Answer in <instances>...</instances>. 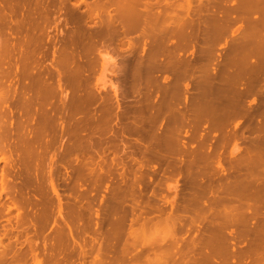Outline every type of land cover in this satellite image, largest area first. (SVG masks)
Returning <instances> with one entry per match:
<instances>
[{"label": "rangeland", "instance_id": "obj_1", "mask_svg": "<svg viewBox=\"0 0 264 264\" xmlns=\"http://www.w3.org/2000/svg\"><path fill=\"white\" fill-rule=\"evenodd\" d=\"M9 1V0H8ZM7 0H0V78L2 80V85H3V90H2V94H3V100L2 102L0 101V137L2 140H0V145L2 144V146H0V148H2L5 152V156L6 158H8L7 160L3 161L0 160V176L2 173V176L0 177V241H2V243L4 244L2 247V243H0V255H2L3 257L0 258H4L3 260L0 259V264H84V260H85V264H104L105 262L102 261H106L107 263L105 264H127L128 261H123L122 263V259L125 256L124 255V251H126L125 249L127 247L131 248V250H133V247L135 246V250L134 251H141V246L145 247L146 246V242L149 241L151 242L153 239V241H155V239L159 238L162 239L163 236L166 235V238H168V236L170 235V229H171V222L170 220L168 221V213H169V201L170 200H174L173 203L177 204V202L181 201V196H183L184 194H186V191L188 193L189 191V185H185L188 184L187 181H185L182 177L180 176H173L171 175L170 172H165L163 173V171L161 169H156V170H149L147 169V171L144 169L146 166L144 167H140V165L138 166L137 163L138 160L141 161L145 160L147 161V159H149L150 164H155V162H159L162 163L165 161H171V160H175L176 158H178L177 155H173L170 153H164L165 151H163V153L161 152L160 154H158L155 158L150 157V154H144L140 151V147L142 149V144L144 145H159V146H171V147H179V146H183L185 144H188V146H194L195 144H200V145H205L206 141H208V144H210V142L212 141V144L214 143L215 138L213 137H209L207 135L206 136L207 139H205V137L203 138L202 135L206 134L204 133V131L207 130V124L204 123L201 126L200 129L199 127L197 128L198 130H195L194 133H192L190 130H192L189 126L190 124V119H186V115H188V113L185 115L183 114L182 116L179 115V117H176L175 120H172V112H170L167 109H164V107L160 104L161 101L163 100V91L162 86L164 83H166L169 80H172V78L174 79L175 77L172 76V74H168V73H163L162 71H158L155 70V72H152L154 74H152V82L150 81V85H152L151 87H153L150 91V98L146 99L147 94L144 95L147 92L146 89V85L147 81L145 80V82L140 81L139 79L135 78L134 76L132 77V73L133 69L132 66L134 67V65H137L139 62V58L140 56L142 57V54H146L148 52V50H150L151 48L153 49H159L161 48V44L158 43L159 40V36L161 34H170L171 30H173L176 26L175 20L173 18H170V15L172 16L171 13V9L170 12L168 10V14L171 13L169 15V19L164 20V18L166 17H159L156 18L155 16L152 17H146L142 14V9L141 7L144 6V4L146 2L151 1V3H154V0H122L123 2H121V0H106L107 2H102V0H76V2L81 3L80 5L78 4V6L76 5L75 0H64V1H60L58 2V0H18V3L21 5L22 7H18L16 4L17 1L16 0H10V2H8ZM38 1V3H37ZM68 3H67V2ZM81 1V2H80ZM86 3H85V2ZM92 1V2H91ZM95 1V2H93ZM98 1V2H97ZM104 1V0H103ZM125 1V2H124ZM126 1H129L127 4L129 5L130 2L133 3V7L131 9L134 8V6L136 7L135 9L132 10V13L129 14V12H131V10H129L128 5L125 4ZM137 3H135V2ZM167 1V0H166ZM169 2H173L168 0ZM167 1V2H168ZM179 2L181 1V3H183L182 1L184 0H178ZM208 1V2H207ZM203 0L202 3L205 4L207 3L208 7L210 8V4H214L219 3L220 5L223 6H227L228 7H235V3L238 0ZM6 2V3H4ZM29 2V3H28ZM43 2V3H42ZM45 2V3H44ZM56 2V4H54ZM62 2L67 3L68 4V9L65 5L67 4H62ZM100 2V3H99ZM101 2L102 4H106V6L104 5L103 7H101ZM140 5H139V3ZM145 2V3H144ZM177 2V3H179ZM221 2V3H220ZM223 2V3H222ZM226 2V3H225ZM15 5H14V4ZM26 3V4H24ZM32 5H31V4ZM36 6H33L35 5ZM52 4V6H50V4ZM71 3H74V5H72ZM83 3L85 5H83ZM93 3L94 7L91 9V5ZM99 3V4H98ZM108 3V4H107ZM117 3V4H116ZM119 3V4H118ZM143 3V4H141ZM176 3V2H175ZM6 4L8 7H6ZM9 4L11 7H9ZM30 4V7H29ZM46 4V5H45ZM49 4V8L47 7ZM60 4V5H59ZM89 4V5H88ZM98 4V8L97 5ZM116 4V5H115ZM123 4V5H122ZM135 4V5H134ZM237 4V3H236ZM19 5V6H20ZM43 5V6H42ZM58 8H56L55 6ZM70 5H72L73 7H71ZM76 5V7H75ZM96 5V6H95ZM109 5V7H108ZM112 5V6H111ZM122 5V6H121ZM125 5V6H124ZM139 5V6H138ZM26 6V7H25ZM33 6V7H32ZM59 6V7H58ZM65 6V7H64ZM80 6V7H79ZM114 6V7H113ZM124 6V8H123ZM18 8L15 10V8ZM43 9L39 10V8ZM45 7V8H44ZM63 7V8H62ZM78 7V8H77ZM89 7V8H88ZM118 7V9H117ZM126 8V10H124ZM9 8V9H8ZM20 8V9H19ZM27 8V12L26 9ZM30 8V9H28ZM32 8H36V9H32ZM38 8V9H37ZM48 8V9H46ZM61 10H60V9ZM64 8L66 10H68V12L66 10H64ZM84 8V9H83ZM86 8V9H85ZM97 8V10H93ZM99 8H103L102 10ZM108 8V9H107ZM52 9V10H51ZM75 9V10H74ZM91 11H90V10ZM108 11H107V10ZM121 9H123L121 11ZM139 9V10H138ZM16 11L13 12L14 13V17L12 15V11ZM17 10H21L20 12ZM31 12H30V11ZM37 10V11H36ZM45 10V11H44ZM55 10V11H54ZM71 10V11H70ZM77 10V11H76ZM85 10L87 11L85 13ZM89 10V11H88ZM110 10V11H109ZM137 11L138 16L136 15L135 11ZM141 10V11H140ZM29 11V12H28ZM34 11V13H33ZM35 11L37 13H35ZM50 11V12H48ZM52 11V14H51ZM64 11V12H63ZM83 11V12H81ZM98 13H96V12ZM106 11V12H105ZM118 11V12H116ZM125 13H122V12ZM39 12V13H38ZM43 12V14H42ZM45 12V13H44ZM55 12V14H54ZM58 12V13H57ZM70 12H75L78 16L80 15L81 17L84 16V18L82 19L80 16L78 17L77 15H74ZM100 12V14H99ZM111 12V13H110ZM134 12V14H133ZM17 13V14H16ZM25 13V14H24ZM29 17H28V14ZM34 14V18L37 17H42V19L44 21H42V19H37V18H33L32 16ZM49 13V14H48ZM67 15H65V14ZM69 13L71 15H69ZM81 13V14H80ZM89 13V14H88ZM93 13V15H92ZM95 13V14H94ZM127 13V14H126ZM141 13V14H140ZM205 12H203L204 14ZM252 15H251V14ZM254 11L246 12L243 16L244 18H255L258 17L257 16V12ZM18 14L19 17H18ZM24 14V15H23ZM32 14V15H31ZM41 14V15H40ZM48 14V15H46ZM84 14V15H83ZM98 14V15H97ZM107 14V15H105ZM109 14V15H108ZM129 14V15H128ZM236 14V13H235ZM235 14H233V16H236ZM27 15V17H26ZM40 15V16H39ZM51 15V16H50ZM66 17H64V16ZM77 16L74 17L73 16ZM128 16L124 17V16ZM134 15H136V17H134ZM143 15V16H142ZM238 15V14H237ZM259 15V14H258ZM23 16V17H22ZM31 16V17H30ZM39 16V17H38ZM45 16V17H44ZM58 16V18H57ZM71 16V18L69 19L68 17ZM95 16V17H94ZM97 16V17H96ZM100 16V17H99ZM108 16V17H107ZM129 16L131 17V19L129 18ZM140 16V18H139ZM6 17L8 19H6ZM48 17V18H47ZM53 17V18H52ZM144 17V18H143ZM18 20L19 24L17 25V21ZM25 18V19H24ZM46 18L48 20H46ZM56 18V19H54ZM64 18V19H63ZM76 18V19H75ZM84 23L81 24V22ZM97 18V20H96ZM102 18V19H101ZM109 18L111 20H109ZM123 18V19H122ZM133 18V19H132ZM136 18V19H135ZM148 18V19H147ZM153 18V19H152ZM243 18V19H244ZM250 18V19H251ZM4 19V20H2ZM15 19V21H14ZM37 19V21H36ZM52 19V20H51ZM107 21H106V20ZM143 19V20H142ZM154 19H158L157 21ZM21 20H23L22 24L25 25L23 26V30H21V25L20 22ZM25 20V21H24ZM31 20V21H30ZM41 20V21H40ZM64 20V21H63ZM73 20V22L71 21ZM102 24H101V22ZM128 21L125 23V21ZM136 23H135V21ZM139 20V21H138ZM149 20V21H148ZM245 20V19H244ZM241 20H237L236 22L232 23V27L231 30L229 32H227L228 34H226V36L221 37L220 39L216 40L214 42L213 45L214 50L216 51V55L219 56L218 60L222 61L226 55V53L229 51L230 46H231V38H235L236 39H244L246 40L248 38V34H250L249 30H251V25L250 24H246L245 21ZM252 20V19H251ZM250 20V21H251ZM5 21V22H4ZM53 23H52V22ZM75 21H76V25H75ZM98 21V22H97ZM133 21V22H131ZM141 21V22H140ZM253 21V20H252ZM6 24H4V23ZM14 22V23H13ZM17 22V23H16ZM27 22L29 23V26L27 24ZM34 22V23H33ZM36 22V23H35ZM40 22V23H39ZM42 22V23H41ZM47 22L48 25L46 24ZM55 22V23H54ZM69 22V23H68ZM112 22V23H111ZM133 24V26H129L132 25L130 23ZM138 22V23H137ZM140 22V23H139ZM143 22V23H142ZM156 22V24H155ZM158 22V23H157ZM38 23V24H37ZM64 23V24H62ZM77 23L79 25H77ZM145 23V24H144ZM153 25H151V24ZM9 24V25H8ZM11 24V25H10ZM36 24V26H35ZM43 28H42V26ZM54 24V25H53ZM67 24V25H66ZM73 24V25H72ZM139 24V25H138ZM13 25V26H12ZM15 25V26H14ZM39 25V26H38ZM50 25V26H49ZM69 25V26H68ZM138 25V26H137ZM156 25V27H155ZM159 27H158V26ZM20 26V27H17ZM41 26V27H40ZM47 26V27H46ZM60 26V27H59ZM65 26V27H64ZM73 26V28H72ZM78 28H76V27ZM150 28H148V27ZM162 26V27H161ZM26 27V28H25ZM31 27V29H30ZM40 27V28H38ZM145 27V28H144ZM147 27V28H146ZM152 27V28H151ZM158 27V28H157ZM11 28V29H10ZM42 28V29H41ZM46 28V29H45ZM162 28V30H160ZM16 29V30H15ZM29 29V31H28ZM39 29V30H38ZM41 29V30H40ZM64 29V30H63ZM67 29V30H66ZM71 29V30H70ZM76 29V30H75ZM80 29V30H79ZM82 29V30H81ZM152 31H151V30ZM165 29V30H164ZM31 30V31H30ZM46 30V31H45ZM59 30V31H58ZM67 32H66V31ZM149 30V32H148ZM164 30V31H163ZM167 30V31H166ZM169 30V31H168ZM18 33L17 35L14 34L15 32ZM23 31V32H21ZM40 31V32H37ZM53 31V32H52ZM69 31V32H68ZM76 31V32H75ZM82 31V32H81ZM147 31V32H146ZM159 31V32H158ZM29 35H27L28 33ZM45 34H44V33ZM51 32V33H50ZM73 32V33H72ZM157 32V33H156ZM164 32V33H163ZM169 32V33H168ZM27 33V34H25ZM35 33V35L33 34ZM81 33V34H80ZM84 33H85V38H84ZM150 34L152 36V38L148 37L149 40H151L149 42V44H147L146 46H143V42H142V38L143 36H141L142 34ZM160 33V34H159ZM33 34V35H32ZM39 34V35H38ZM41 34V35H40ZM79 34V35H78ZM146 34V35H147ZM158 34V35H156ZM230 34V35H229ZM26 35V36H25ZM44 35V36H43ZM55 35V36H54ZM73 35V36H72ZM75 35V38H74ZM78 35V36H77ZM81 35V36H80ZM92 35V36H91ZM153 35L156 37H153ZM167 35V36H168ZM171 35V34H170ZM167 38L166 37V43L164 44V46L168 45V46H172L173 42L175 41V37L174 36H170ZM244 35V36H243ZM17 36V38L15 37ZM19 36V37H18ZM31 36V37H28ZM36 36V37H35ZM39 36V38H38ZM46 36V37H45ZM52 36V37H50ZM158 36V37H157ZM14 37L16 39H14ZM23 37V38H22ZM35 37V43H34V38ZM42 37V38H41ZM78 37V38H77ZM80 37H82L80 39ZM89 37V40H88ZM95 37V38H93ZM23 39L22 41L27 42V40H29L26 44L22 41H20L22 44L18 43L19 39ZM59 38V39H58ZM73 38V39H72ZM154 38V39H153ZM12 39V41H11ZM37 39V40H36ZM43 39V41H42ZM58 39V40H57ZM62 39V40H61ZM75 39V42H74ZM87 39V41H86ZM95 39V40H94ZM153 39V40H152ZM224 39V41H223ZM15 40L17 42H15ZM32 40V41H31ZM50 40V41H49ZM77 40V41H76ZM81 40V41H80ZM93 40V41H92ZM129 40V41H128ZM141 40V41H140ZM156 40V41H154ZM170 40V41H169ZM200 40V39H199ZM199 40L197 43H199ZM228 40V41H227ZM230 40V41H229ZM243 40V41H244ZM252 42L251 37L250 39H247V47L250 48V45L253 43ZM6 41V42H5ZM39 41V44H38ZM64 41V43L62 42ZM79 41V43H78ZM134 41V42H133ZM139 43H138V42ZM154 41V42H153ZM202 40H200V43ZM223 41V42H222ZM37 42V43H36ZM42 42V43H41ZM46 42V43H45ZM51 42L50 46L49 43ZM76 42L78 43L77 45ZM87 42V43H86ZM90 42V43H89ZM130 42V43H129ZM132 42V43H131ZM153 42V43H152ZM6 43V44H5ZM10 43V44H9ZM19 46H16L18 44ZM40 43L42 44L40 47ZM73 43V44H72ZM95 43V44H94ZM135 43V44H133ZM138 43V44H137ZM225 43V44H224ZM11 45V46H5V45ZM16 44V45H15ZM25 44V45H23ZM38 45V48H35V45ZM68 46H67V45ZM72 44V45H71ZM81 46H78V45ZM133 44V45H132ZM4 45V46H3ZM30 45V47H29ZM33 45V46H32ZM60 45L62 46L60 48ZM93 45V46H92ZM97 45V46H96ZM128 45V46H127ZM154 47H153V46ZM160 45V47H158ZM200 45V44H198ZM251 45V46H252ZM3 46V47H2ZM32 46V47H31ZM35 46V47H34ZM66 47V50L65 49ZM71 46V47H70ZM86 46V47H85ZM88 46V47H87ZM131 46V47H130ZM157 46V47H155ZM167 46V47H168ZM19 50H18V48ZM29 47V48H28ZM59 47V48H58ZM64 47V48H63ZM78 50L74 51L75 49ZM130 47V48H129ZM133 47V48H132ZM151 47V48H150ZM27 48V49H24ZM32 48L33 51L37 50V52H33L32 50H30ZM46 48V50H45ZM69 48V49H68ZM189 48V49H188ZM40 49V50H39ZM48 49V52H47ZM88 49V50H87ZM18 50V51H17ZM23 50V51H22ZM66 53H63L65 55H67V53L69 52V54L71 55H67L70 57H73L70 59V57L66 58L67 56L64 55V58L67 60L68 59V63L66 62V60H63V57H61V54L63 51ZM73 50V51H72ZM104 50V51H102ZM129 50V51H128ZM185 50V52H184ZM192 50V48L190 47H186L185 49L183 48V50L180 52L181 54H185V56L187 57H191V53L190 51ZM17 51V52H16ZM25 51V52H24ZM43 51V52H42ZM50 51V52H49ZM80 51V52H79ZM107 53H104V52ZM27 52V53H26ZM58 52V53H57ZM61 52V53H59ZM131 52V53H130ZM17 53V54H14ZM27 55L25 57H29L25 58V60H23V56ZM29 53V54H28ZM43 53V54H42ZM81 53V54H80ZM38 54V55H37ZM58 54V56H57ZM62 54V56H63ZM78 54V57L77 55ZM94 54V55H93ZM102 54H106V59L105 62L103 60V56ZM129 54V55H128ZM132 54V55H131ZM18 55V56H17ZM41 55L43 56V58L41 57ZM73 55V56H72ZM83 55V56H82ZM97 55V56H96ZM134 55V56H133ZM14 56V58H13ZM22 56V57H21ZM38 56V57H36ZM60 56V58H59ZM222 56V57H221ZM22 59H21V58ZM35 57V58H33ZM47 57V59H46ZM91 57V58H90ZM127 57V58H126ZM33 58V59H32ZM38 58V59H37ZM41 58V59H40ZM78 58V59H77ZM85 58V59H84ZM90 58V59H89ZM111 58V59H110ZM137 58V59H136ZM163 57H157L158 62H160V59H162ZM253 57H251L252 59ZM14 59V60H13ZM55 59V60H54ZM59 61H57V60ZM70 59V60H69ZM73 59H75L73 61ZM93 59V60H92ZM96 59V60H95ZM139 59V60H138ZM156 59V61H157ZM250 59V58H249ZM250 59V60H251ZM254 59V58H253ZM28 60V62H27ZM38 62H36V61ZM63 60V61H62ZM80 60V61H79ZM100 60V61H99ZM17 61V62H16ZM22 61V62H21ZM32 61V62H31ZM35 61V62H34ZM57 61L58 64H56L55 62ZM66 62L65 64L61 63V62ZM79 61V62H78ZM156 61H154L156 63ZM15 62V63H14ZM23 65L21 67L20 65ZM28 63L26 64L27 68H23L25 64L22 63ZM34 62V63H33ZM70 62H72L70 64ZM78 62V63H77ZM97 62V63H96ZM157 62V63H158ZM38 63V64H37ZM40 63V64H39ZM99 63V64H98ZM124 63V64H123ZM135 63V64H134ZM2 64V65H1ZM29 64H33L32 66ZM37 64V65H36ZM42 64V65H41ZM60 64V65H59ZM76 64V65H75ZM80 64V65H79ZM122 66H121V65ZM127 64V65H126ZM129 64V65H128ZM131 64V65H130ZM44 65V66H43ZM57 65V66H56ZM65 67H63V66ZM73 65V66H72ZM83 65V66H82ZM97 65V66H96ZM119 65V66H117ZM49 66V67H48ZM77 66V67H76ZM89 66V67H88ZM96 66V67H95ZM129 66V67H128ZM4 67V68H3ZM14 67V68H13ZM20 67V68H19ZM29 67V68H28ZM31 67V68H30ZM69 67V68H68ZM72 67L76 70V68H78L76 71L79 72L78 74L76 73V71L72 70ZM82 67V68H81ZM8 68V69H7ZM33 68V69H32ZM39 68V69H38ZM55 69V70H52ZM64 69L62 71V69ZM68 68V69H67ZM71 68V69H70ZM80 68V69H79ZM88 68V69H87ZM93 68V69H92ZM20 69V70H18ZM21 69H24V74L26 73V75H29V71H33L32 73H30V75L26 77V75H24ZM30 69V70H28ZM37 69V70H36ZM47 69V70H46ZM66 69V70H65ZM70 69V70H69ZM83 69V70H82ZM97 69H99L97 71ZM9 70V71H8ZM14 70V71H13ZM27 72H26V71ZM45 74L44 73V71ZM83 72V73H81ZM86 70V71H85ZM89 70V71H88ZM130 70V71H129ZM17 71H19V73L17 74ZM39 71V72H38ZM50 71V72H49ZM54 71V73H53ZM57 71V72H56ZM62 71V72H61ZM72 71V72H71ZM91 71V72H90ZM126 71V72H125ZM157 71V72H156ZM4 72V73H2ZM41 72V73H40ZM52 72V73H51ZM56 72V73H55ZM10 73V75H9ZM13 73V74H12ZM38 73V74H36ZM40 73V74H39ZM44 73V74H43ZM50 75H49V74ZM63 73V74H62ZM122 73V74H121ZM130 73V74H129ZM53 74H55L53 76ZM71 74V75H69ZM77 74V76H76ZM81 74V75H80ZM162 74V75H161ZM20 75V76H19ZM36 75V77H35ZM40 75V76H39ZM45 75V76H44ZM49 75V77H48ZM74 75V76H73ZM80 75V76H79ZM86 77H84V76ZM167 75V81L164 80V76ZM34 76V77H33ZM51 76V77H50ZM53 76V77H52ZM63 76V77H61ZM68 76V77H67ZM72 76V77H71ZM76 76V77H75ZM94 76V77H93ZM162 76V77H161ZM41 79L39 80L38 78ZM45 77V78H44ZM56 79H53V78ZM66 77V78H64ZM75 77V78H74ZM81 77V78H80ZM92 77V78H91ZM161 77V78H160ZM8 78V79H7ZM29 80H28V79ZM33 78V79H32ZM44 78V79H43ZM72 78H74L72 80ZM89 78V79H87ZM94 78V79H93ZM133 78V79H132ZM171 78V79H170ZM38 79V80H37ZM51 79V80H50ZM131 79V80H129ZM137 79V80H136ZM43 80V81H42ZM48 80V81H47ZM72 80V82H71ZM94 80V81H93ZM126 80V81H125ZM220 80V79H218ZM24 81V83H23ZM30 81V82H28ZM41 83V84H39ZM46 81V82H45ZM55 81V82H54ZM66 81V82H65ZM87 81V82H84ZM131 81V82H130ZM154 81V82H153ZM184 81H188V79L184 80ZM182 81V82H184ZM34 82V83H33ZM52 83L53 85H49L48 83ZM57 82V83H56ZM64 84H63V83ZM80 82V83H79ZM90 82V83H89ZM133 82V83H132ZM139 82V83H138ZM142 82V83H141ZM260 85L264 87V73L261 74L260 77ZM6 83V84H5ZM19 83V84H17ZM27 83V84H26ZM30 85H29V84ZM39 85V86H37ZM45 83V84H44ZM79 83V85H78ZM86 83V84H84ZM146 83V84H145ZM26 84V85H25ZM33 84H35L36 86H34ZM57 84V85H54ZM75 84V85H74ZM141 84V85H140ZM8 85V86H7ZM20 85V86H19ZM23 85V86H22ZM42 85H44L42 87ZM72 85H74L72 87ZM93 85V86H92ZM135 85V86H134ZM26 86H28L26 88ZM41 86V87H40ZM46 86V88H45ZM49 86V87H48ZM55 88H54V87ZM70 86V87H69ZM22 87V88H21ZM26 88V92L24 91ZM30 87H35L33 89H31ZM57 87V88H56ZM68 87V88H66ZM76 87V88H75ZM84 87V88H83ZM88 87V88H86ZM121 87V88H120ZM150 87V88H151ZM159 87H161V89L159 90ZM12 88V89H10ZM29 88V90H28ZM37 88V90H36ZM42 90H40V89ZM50 88V89H48ZM79 88V89H78ZM92 88V89H91ZM109 88V89H108ZM128 88V89H127ZM130 88V89H129ZM31 89V90H30ZM46 89V90H45ZM60 91H58V90ZM63 89V90H62ZM71 89V90H70ZM77 91H74V90ZM121 89V90H120ZM138 89V90H137ZM144 89V91H143ZM8 90V91H7ZM18 94L17 93V91ZM24 94V96H22V92ZM36 90V91H35ZM57 90V91H56ZM65 90V91H64ZM81 90V91H79ZM86 90V91H84ZM192 90V91H191ZM188 91V93H186V97L187 100H184L183 98V94L182 92H177L175 95V100H174V105H175V112L179 114V112H184L186 110V107H188V102L190 100V98L192 97L191 95L194 94L195 89H191ZM39 91V92H38ZM47 91H48V95H47ZM70 91V92H69ZM73 91V92H72ZM109 91V92H108ZM132 91V92H130ZM4 92V93H3ZM14 92V93H13ZM33 92V93H32ZM38 92V93H37ZM41 92V93H40ZM45 92V93H44ZM63 92V93H62ZM72 92V93H71ZM74 92H76V98L77 100L74 101ZM86 92V93H85ZM162 92V93H161ZM30 95H28V94ZM37 93V94H36ZM53 93V94H52ZM59 93V94H58ZM65 93V94H64ZM95 93V94H94ZM103 93V94H101ZM109 93V94H108ZM49 97V98H47ZM52 94V95H51ZM82 95L79 97V95ZM98 94V95H97ZM123 94V95H122ZM7 95V96H6ZM50 95V96H49ZM55 95V96H54ZM86 95V96H84ZM137 95V96H136ZM7 98H6V97ZM19 96V97H18ZM73 96V97H72ZM123 96V97H122ZM146 96V97H144ZM191 96V97H190ZM29 97V98H28ZM57 99H55V98ZM69 97V98H68ZM88 97V98H87ZM121 97V98H120ZM142 97V98H141ZM51 98V99H50ZM71 98V99H70ZM75 98V99H76ZM144 98V99H143ZM7 99V100H6ZM10 99V102H8ZM26 99V100H25ZM29 99V100H27ZM32 99V100H31ZM47 101H46V100ZM70 99V100H69ZM79 99V104L76 103L78 102ZM83 99V100H82ZM86 99V100H85ZM99 99V100H98ZM103 99V100H102ZM120 99V100H119ZM123 99V100H122ZM251 99V97H246V100L249 101ZM92 100V101H91ZM132 102H131V101ZM146 100V101H145ZM245 100V101H246ZM5 101V102H4ZM14 101V102H13ZM21 101H23L22 103H24L22 105V103H20ZM26 101V102H24ZM31 101V103H29ZM33 101V102H32ZM38 104L35 105L36 102ZM49 101H51L49 103ZM85 101V103H83ZM89 101V102H88ZM95 101V102H94ZM106 101V102H105ZM127 101V102H126ZM148 101V102H147ZM246 101V102H247ZM18 102V103H17ZM48 102V104H47ZM53 102V104H52ZM58 102V103H57ZM68 102V103H67ZM130 102V103H129ZM137 102V103H136ZM145 102V103H144ZM154 103L152 105H154L152 107V105L150 103ZM160 102V103H159ZM17 103V104H16ZM34 103V104H33ZM70 103V105H69ZM87 103H89V105H87ZM143 103V104H142ZM163 103V101H162ZM13 104V105H12ZM42 104V105H41ZM55 104V105H54ZM78 106H77V105ZM103 104V105H102ZM148 104V105H146ZM247 104H249V102H247ZM20 105V106H19ZM51 105V106H50ZM60 105V107H59ZM102 105V106H101ZM106 105V107L104 106ZM160 105V106H157ZM13 106V107H12ZM24 106V107H23ZM34 106V107H33ZM39 106V107H38ZM46 106V108H44ZM58 108H57V107ZM74 106V107H73ZM84 108H83V107ZM129 106V107H128ZM152 108H149V107ZM8 107V108H7ZM29 107V108H27ZM31 107V108H30ZM51 107V108H50ZM54 107V108H53ZM66 107V108H65ZM73 107V110H72ZM80 107L82 108V111L80 109ZM144 107V108H142ZM161 107V108H160ZM13 108V109H12ZM34 108V110H33ZM48 108V110H47ZM79 108V109H78ZM99 108V109H98ZM123 108V109H122ZM129 110H128V109ZM146 108V109H145ZM160 108V111H159ZM23 109V110H22ZM30 109V110H29ZM64 109V111H63ZM75 109V110H74ZM91 109V110H90ZM100 109H103L100 110ZM115 109V110H114ZM134 109V111H133ZM7 110V111H5ZM87 110V111H86ZM108 110V111H107ZM128 110V111H127ZM138 110V111H137ZM4 111V113H3ZM14 113H13V112ZM26 111V112H25ZM30 111V112H29ZM43 111V112H42ZM48 111V112H46ZM57 111V112H56ZM73 111V112H71ZM76 111H81L76 112ZM97 111V112H96ZM124 111V112H122ZM169 111V112H167ZM9 112V114H8ZM16 112V113H15ZM18 112V113H17ZM24 112V113H23ZM32 112H34V114H32ZM46 112V113H45ZM60 112V113H59ZM64 112V113H62ZM69 112V113H68ZM85 112V114H84ZM88 112V114H86ZM92 112V113H91ZM100 112H102L104 114H101ZM151 112V113H150ZM29 113V114H28ZM40 113V114H39ZM45 113V114H44ZM50 113V114H49ZM62 113V114H61ZM91 113V114H90ZM107 113V114H106ZM145 113V114H144ZM15 114V115H14ZM39 114V115H37ZM48 114V115H47ZM71 114V116H69ZM73 114V115H72ZM94 116H93V115ZM101 114V115H100ZM109 114V115H108ZM111 114V115H110ZM137 114V115H136ZM182 114V113H180ZM20 115H23L22 117ZM29 115H30V119H29ZM32 115V116H31ZM42 115V117L40 116ZM47 115V116H46ZM57 115V116H56ZM66 115V116H65ZM68 115V116H67ZM75 115V116H74ZM87 115V117H86ZM100 115V116H99ZM156 115V116H155ZM7 116V117H6ZM28 116V117H26ZM38 116V117H37ZM50 116V118H49ZM83 116V117H82ZM103 116V117H102ZM116 116V117H115ZM120 116V117H119ZM178 116V115H177ZM192 117L191 115H188V117ZM26 117V119L24 118ZM66 117V118H65ZM74 117V118H73ZM147 117V118H146ZM154 117V118H153ZM171 117V118H170ZM8 118V119H6ZM20 118V119H19ZM79 118V119H78ZM81 118V119H80ZM85 118V119H84ZM88 118V119H87ZM99 118V119H97ZM131 118V119H130ZM23 121H22V120ZM25 119V120H24ZM44 119L45 122H41L40 120ZM73 119V120H72ZM87 119V120H86ZM94 119V121H93ZM109 119V120H107ZM152 119V120H151ZM155 119V120H154ZM171 119V120H170ZM31 120V121H30ZM36 120V121H35ZM39 122H38V121ZM46 120H48V122L46 123ZM83 120V121H82ZM90 120V121H89ZM150 120V121H149ZM3 121V122H2ZM6 121V122H5ZM97 121V122H96ZM110 121V122H109ZM113 121V122H112ZM120 121V122H119ZM131 121V122H130ZM187 121H189L187 123ZM16 122V123H15ZM21 122V125H20ZM26 122V123H25ZM30 124V126L28 125V123ZM84 122V123H83ZM93 124H92V123ZM99 122V123H98ZM101 122V123H100ZM147 122V123H146ZM233 123H230L231 125H228V129H231L232 124L234 125L235 120L232 121ZM2 123V124H1ZM53 123V124H52ZM83 125H82V124ZM97 123V124H96ZM153 123V124H152ZM15 124V125H14ZM27 124V127H26ZM36 124V125H34ZM38 124V125H37ZM48 124V125H47ZM50 124V125H49ZM75 124V125H73ZM81 124V125H80ZM129 124V125H127ZM174 126H173V125ZM188 124V125H187ZM2 125V126H1ZM24 125V126H23ZM33 125V126H31ZM42 125V126H41ZM46 125V126H45ZM144 125V126H143ZM246 125V124H244ZM15 126V127H14ZM23 126V127H22ZM48 126V127H47ZM73 126V127H72ZM78 126V127H77ZM99 126V127H98ZM252 126V125H251ZM19 127V128H18ZM50 127V129H49ZM68 130H65L67 129ZM80 127V128H79ZM89 127V128H87ZM107 127V128H105ZM125 127V128H124ZM22 128V129H21ZM31 128V129H30ZM45 128V129H44ZM47 128L49 130H47ZM56 131H54L53 130ZM70 128V129H69ZM86 128V129H85ZM122 128V129H121ZM175 128V130H174ZM27 129V131H25ZM78 129V130H77ZM83 129V130H82ZM98 129V130H97ZM105 129V130H104ZM128 129V130H126ZM149 129V130H148ZM166 129V130H165ZM170 129V130H169ZM189 129V130H188ZM203 129V130H202ZM9 130V131H7ZM20 130V131H19ZM34 130V131H33ZM37 130V131H36ZM47 130V131H46ZM74 132H72V131ZM81 130V131H80ZM89 130V131H88ZM109 132H108V131ZM188 130V131H187ZM65 131L67 133H65ZM70 131V133H69ZM95 131V133H94ZM127 131V132H126ZM141 131V132H140ZM153 131V132H152ZM168 131V132H166ZM187 131V132H186ZM198 131H200L199 133H197ZM18 132V133H17ZM22 132V133H21ZM26 132V133H25ZM32 132L35 133V135L32 136ZM42 132V133H41ZM46 132V133H45ZM53 134H52V133ZM64 132V133H63ZM72 132V134H71ZM106 132V133H104ZM124 132V133H123ZM126 132V133H125ZM156 132V133H154ZM172 132V133H171ZM190 132V133H189ZM246 132V133H245ZM244 135L246 136L244 139L240 138L239 140L232 138L229 139V141H227L226 143V147L224 149V156H232V158H237L239 154H243L245 153V150L248 151L247 149L249 148L251 143V138L253 137L254 134H252L251 131L245 130ZM5 135H4V134ZM11 133V134H9ZM39 133V134H38ZM48 133V134H47ZM55 133V135H54ZM79 135H78V134ZM89 133V134H88ZM102 133V134H100ZM119 133V135H117ZM196 133V134H195ZM16 134V135H15ZM18 134V135H17ZM22 134V135H21ZM27 136H26V135ZM29 134V135H28ZM46 136H44V135ZM52 134V135H50ZM59 134V135H58ZM74 134V135H73ZM91 134V135H90ZM106 136H105V135ZM143 134V135H141ZM154 137H153V135ZM157 134V135H156ZM166 134V135H165ZM191 134V135H190ZM194 134V135H193ZM11 135V136H10ZM20 135V136H19ZM24 135V136H23ZM38 135V136H37ZM76 135V136H75ZM84 135V137H83ZM95 135V136H94ZM102 135V137H101ZM104 135V136H103ZM112 135V136H111ZM131 135V136H130ZM172 135V136H171ZM199 135V136H198ZM23 136V137H22ZM53 136V137H52ZM57 136V137H56ZM69 136V137H68ZM79 136V138L77 137L76 139L74 138ZM81 136V137H80ZM88 136V137H87ZM117 136V137H116ZM163 136V137H162ZM196 138H195V137ZM22 139H21V138ZM33 137V138H32ZM38 140H37V138ZM44 137V138H43ZM71 137V138H70ZM192 137V138H190ZM194 137V138H193ZM27 138V139H26ZM28 138H30V140L28 141ZM32 138V139H31ZM40 138V139H39ZM59 138V139H58ZM70 138V139H69ZM86 140H83V139ZM101 138V139H100ZM110 138V139H109ZM112 138V139H111ZM114 138V139H113ZM118 138V139H117ZM133 138V139H132ZM152 138V139H151ZM157 138V139H156ZM160 138V139H159ZM205 140H203V139ZM249 138V139H248ZM36 139V140H35ZM79 139V140H77ZM93 139V140H92ZM146 139V140H145ZM159 139V140H158ZM173 139V140H172ZM189 139V140H188ZM5 140V141H4ZM19 140V141H18ZM25 140V141H24ZM34 140V141H33ZM42 140V141H41ZM53 140V141H52ZM67 140V141H66ZM77 142L75 143L74 142ZM103 142H102V141ZM127 140V141H125ZM132 140V141H131ZM154 140V141H153ZM210 140V141H209ZM3 141V142H2ZM10 141V142H9ZM37 141V142H36ZM82 141V143H81ZM113 141H116L113 142ZM130 141V142H129ZM148 141V142H147ZM153 141V142H152ZM161 143H160V142ZM163 141V142H162ZM203 141V142H202ZM7 142V143H6ZM17 142V145L15 144ZM25 142V143H24ZM31 142V143H30ZM41 142V143H40ZM56 142V144L54 143ZM74 142L75 146H74ZM91 142V143H90ZM98 142V143H97ZM113 142V143H112ZM125 142V143H124ZM127 142V145H126ZM129 142V143H128ZM132 142V143H131ZM157 142V143H156ZM171 142V143H170ZM181 142V143H180ZM199 142V143H198ZM19 143V144H18ZM28 145H27V144ZM30 143V145H29ZM44 143V144H43ZM50 143V144H47ZM94 143V144H93ZM97 143V144H96ZM100 143V144H99ZM111 143L113 145H115L113 147V145H111ZM119 143V144H118ZM131 143V144H130ZM180 143V144H179ZM204 143V144H203ZM6 144V145H5ZM34 144V145H33ZM38 144V146H37ZM53 144V145H51ZM73 144V145H72ZM110 144V145H109ZM121 144V147H120ZM124 144V145H123ZM130 144V146H128ZM169 144V145H168ZM176 144V145H175ZM216 144V142H215ZM237 144L238 145V150L236 152H234L232 155L229 154V152L233 149L234 145ZM19 145V147H18ZM41 147H40V146ZM50 145V146H48ZM72 145V146H71ZM78 145V146H77ZM99 145V146H98ZM104 145V147H103ZM108 147H107V146ZM133 147H132V146ZM173 145V146H172ZM196 145V146H198ZM214 145V144H213ZM245 145V146H244ZM247 145V146H246ZM6 146V147H5ZM24 146V147H23ZM32 146V147H30ZM37 146V147H36ZM47 146V148H46ZM68 146V147H66ZM77 146V147H76ZM81 146V147H79ZM112 146V147H111ZM12 147H14L12 149ZM23 147V148H22ZM28 147V148H25ZM45 147V148H44ZM66 147L67 150H65L64 148ZM70 147V148H69ZM247 148V149H244ZM20 150H19V149ZM32 148V149H29ZM34 148V149H33ZM38 148V149H37ZM44 148V149H43ZM58 148V149H57ZM79 148V149H78ZM87 148V149H86ZM94 149L95 153L93 152V150L91 151L90 149ZM115 148V149H113ZM125 148V149H124ZM8 149V150H7ZM18 149V150H17ZM22 149V150H21ZM51 149V150H50ZM70 149V150H69ZM77 149V150H76ZM85 149V150H84ZM89 149V150H88ZM112 149V151H111ZM117 149V150H116ZM120 149V150H118ZM127 149V150H126ZM13 150H15L13 152ZM28 150L31 151L28 153ZM75 150V151H74ZM138 150V151H137ZM21 151V152H20ZM35 151V152H34ZM38 151V154H37ZM84 151V152H83ZM118 151V152H117ZM124 151V152H123ZM133 151V152H132ZM228 151V152H227ZM13 152V153H12ZM23 156H22V154ZM83 153V154H82ZM87 153V154H84ZM100 153V154H99ZM111 153V154H110ZM129 153V154H128ZM131 153V154H130ZM133 153V154H132ZM142 153V154H141ZM227 153V155H226ZM7 154V155H6ZM58 154V155H57ZM91 154V155H90ZM105 154V155H104ZM121 154V155H120ZM15 157H14V156ZM21 155V157H19ZM30 155V156H29ZM33 155V156H32ZM36 155V156H35ZM57 155V156H56ZM79 157H78V156ZM82 155V156H81ZM87 155V156H86ZM96 155V156H95ZM98 155V156H97ZM116 155V156H115ZM134 155V156H133ZM135 155H138L135 157ZM143 155V156H142ZM39 156V157H38ZM94 156V157H93ZM100 156V157H99ZM119 156V157H118ZM123 156V157H122ZM33 157V158H32ZM38 157V158H37ZM41 157V158H40ZM93 157V158H92ZM97 157V158H95ZM112 157V158H111ZM131 157V158H130ZM139 157V158H138ZM144 157V159H143ZM18 160H17V159ZM28 158V159H27ZM45 158V159H44ZM59 158V159H58ZM88 158V159H87ZM95 158V159H94ZM120 158V159H118ZM123 158V159H122ZM130 158V159H129ZM135 158V159H134ZM152 158V159H151ZM15 159V160H14ZM21 159V160H20ZM35 159V160H34ZM40 159V160H38ZM48 159V160H47ZM87 159V160H86ZM92 161H91V160ZM102 159V160H101ZM112 159V160H111ZM128 159V160H127ZM162 159V160H161ZM164 159V160H163ZM27 160V161H26ZM31 160V161H30ZM58 160V161H57ZM76 160V161H75ZM104 160V161H103ZM111 160V161H110ZM119 162H118V161ZM136 160V161H135ZM9 161V162H8ZM25 161V164H24ZM29 161V162H28ZM84 161V162H83ZM95 161V162H94ZM110 161V162H109ZM125 161H127L125 163ZM145 161L143 162L144 164ZM224 161V159H223ZM20 162V163H19ZM27 162V163H26ZM123 165H125L123 168V165H120L122 163ZM142 162V161H141ZM3 163V164H2ZM17 163V164H16ZM83 163V164H82ZM86 167L89 165V167ZM96 163V164H94ZM100 163V164H99ZM125 163V164H124ZM9 164V165H8ZM24 166H23V165ZM27 164V166H26ZM46 166H45V165ZM81 164V165H80ZM92 164V165H91ZM128 164V165H127ZM132 164V165H131ZM140 164V163H139ZM4 165V166H3ZM84 165V167H83ZM28 166H30L29 168H27ZM70 166V167H69ZM82 166V168L80 167ZM111 166V167H110ZM127 166V167H126ZM131 166V167H130ZM137 166V167H136ZM25 167V168H24ZM73 167V168H72ZM79 167V168H78ZM99 167V168H98ZM109 167V168H108ZM140 167V168H139ZM263 167V168H262ZM260 167V173H258V177H261L262 179L264 178V165ZM27 168V170H26ZM92 170H90V169ZM103 170H102V169ZM111 168V169H110ZM117 168V169H116ZM127 168V169H126ZM143 168V169H142ZM147 168V167H146ZM4 171H3V170ZM32 169V170H31ZM77 169V170H76ZM100 169V170H99ZM124 169V170H123ZM24 170V171H23ZM74 170V171H73ZM83 170V172L81 171ZM106 170V171H105ZM9 171V172H8ZM12 171V173H11ZM8 172V173H6ZM42 172V173H41ZM90 172V173H89ZM121 173V174H117V173ZM128 172V174H127ZM263 172V173H262ZM11 173V174H10ZM17 173V174H16ZM87 176H86V174ZM93 173V174H92ZM133 173V174H132ZM156 173V174H155ZM7 174V175H6ZM10 174V176L8 175ZM15 174V175H14ZM39 174V176H38ZM83 174L85 176H83ZM140 174V175H139ZM25 175L27 177V179H30L27 181V179H25ZM41 175V176H40ZM46 175V176H45ZM98 175V176H97ZM118 175V176H117ZM126 175V176H125ZM168 175V176H167ZM171 175V176H170ZM262 175V176H260ZM4 176V177H3ZM31 176V177H30ZM83 176V177H82ZM90 176V177H89ZM97 176V177H96ZM217 176V177H215ZM33 177V178H32ZM46 177V178H45ZM93 177V180H92ZM113 177V178H112ZM126 177V178H125ZM143 177V178H142ZM4 178V179H3ZM90 178V180L88 179ZM96 178V179H95ZM111 178V179H110ZM124 178V180H123ZM166 178V179H165ZM214 178L217 179L218 175H214ZM5 181H3V180ZM14 179V180H13ZM33 179V180H32ZM48 179V180H46ZM131 179V181H130ZM170 179V180H169ZM175 179V180H174ZM260 178H258L259 181ZM260 179V180H262ZM2 180V181H1ZM35 180V181H34ZM83 180V181H82ZM88 180V181H85ZM97 180V181H96ZM121 180V181H120ZM159 180V181H158ZM264 180V179H263ZM33 181V182H32ZM45 181V183H44ZM112 181V182H111ZM11 182V183H10ZM28 182V183H27ZM86 182V183H85ZM96 182V183H95ZM103 182V183H102ZM105 182V183H104ZM110 182V183H109ZM122 182V183H121ZM159 182V183H158ZM260 183H264V181H259ZM6 183L7 186H6ZM33 183V184H32ZM35 183V184H34ZM38 183V184H37ZM40 183V184H39ZM72 183V185H71ZM102 183V184H101ZM163 183V184H162ZM30 184V185H29ZM138 184V185H137ZM142 184V185H141ZM182 184V185H181ZM146 185V186H145ZM164 185V186H163ZM15 186V187H14ZM113 186V187H112ZM117 186V188H116ZM138 186V187H137ZM161 186V187H160ZM169 186V187H168ZM125 187V188H124ZM144 187V189H143ZM186 187V188H185ZM5 188V189H4ZM91 188V189H90ZM137 188V189H136ZM163 188V189H162ZM12 189V190H11ZM94 189V190H92ZM116 189V190H115ZM126 189V190H125ZM141 189V192H140ZM155 189V190H154ZM34 190V191H33ZM59 190V191H58ZM137 190V191H136ZM164 190V191H163ZM91 191V192H90ZM101 191V192H100ZM115 191V192H114ZM135 191V192H134ZM143 191V193H142ZM154 191V192H152ZM162 191V192H161ZM167 191V192H166ZM185 191V192H184ZM10 192V193H9ZM12 192V193H11ZM37 192V193H36ZM73 192V193H72ZM96 194H95V193ZM110 192V193H109ZM126 192V193H125ZM152 192V194L150 193ZM161 192V195H160ZM170 193L167 194V193ZM17 193V195H16ZM82 193V194H81ZM137 193V194H136ZM154 193V194H153ZM158 193V195H156ZM7 194V195H6ZM21 194V195H19ZM60 194V195H59ZM64 194H66L64 196ZM84 194V195H83ZM91 196H90V195ZM112 194V195H110ZM120 194V196H119ZM127 194V195H126ZM137 196H136V195ZM139 194H141L143 196V198L140 196H138ZM145 194V195H144ZM167 194V195H166ZM16 197H12L14 196ZM23 195V196H22ZM42 195V196H41ZM68 195H70V197H68ZM82 195V196H79ZM135 195V196H133ZM147 195V196H146ZM154 195V196H153ZM19 196H22L20 199ZM25 196V197H24ZM64 196V197H62ZM67 196V198H66ZM84 196V198H82ZM111 196V198L109 197ZM130 196V197H128ZM160 196H163L164 198H166V204L163 203L162 201H159L161 198ZM76 197V198H75ZM99 197V198H98ZM122 197V198H121ZM133 199H132V198ZM136 199H135V198ZM138 197V198H137ZM139 197H141L143 199L140 200ZM155 197V198H154ZM159 197V198H158ZM12 200H11V199ZM82 198V199H81ZM92 198V199H91ZM106 198V199H105ZM115 198V200H114ZM119 198V199H118ZM147 198V202L146 201ZM157 198V200H156ZM20 199V200H19ZM23 199H27V200H23ZM39 199V200H38ZM64 199V200H63ZM77 199V200H76ZM91 199V200H90ZM106 201H105V200ZM123 200V204H122V200ZM129 199V200H128ZM139 199V200H138ZM151 201H149V200ZM155 199V200H154ZM80 200V202L78 203L77 201ZM90 203H88L89 201ZM126 200V201H125ZM136 200V201H135ZM145 200V201H144ZM162 200V199H161ZM180 200V201H178ZM40 201V202H39ZM97 201V203H96ZM130 203H128V202ZM135 201V202H134ZM140 201V203H138ZM8 202V203H7ZM15 202V203H14ZM82 202V203H81ZM103 202L105 204H103ZM2 203L4 205H2ZM17 203H19V205H17ZM22 203V204H21ZM40 203V204H39ZM42 203V204H41ZM64 203H66L64 205ZM71 206H69L70 204ZM87 203V204H86ZM107 203V204H106ZM142 203V204H141ZM147 203V204H146ZM157 203H159L158 205H156ZM13 206H12V205ZM69 204V205H68ZM111 204V205H110ZM151 206L154 207V210ZM162 204V205H161ZM264 204V203H263ZM262 204V205H263ZM10 205L12 207H10ZM25 205V206H23ZM78 205L83 206V207H78ZM100 205V206H99ZM102 205L103 206V212L102 211ZM106 205V206H105ZM108 205V206H107ZM132 205V206H131ZM149 205V206H147ZM6 206V207H5ZM18 206V207H16ZM22 206V208L20 207ZM45 206V207H44ZM65 206V207H63ZM67 206V207H66ZM73 206V208H72ZM88 206V207H87ZM92 206V207H91ZM98 206V207H97ZM141 206V207H140ZM155 206H161L164 209H167V211H165V213L160 212L162 214H159L158 211V207L156 208ZM9 207V210H8ZM20 207V208H19ZM26 207V208H25ZM38 207V208H37ZM72 211H71V208ZM86 207V208H85ZM100 207V209H99ZM122 207V208H121ZM132 207V208H131ZM148 207V209H147ZM150 207V208H149ZM167 207V208H166ZM264 207V206H263ZM263 207L261 209H263ZM7 208V209H6ZM13 208V209H11ZM19 208V209H17ZM24 208V209H23ZM47 208V209H46ZM67 208V209H65ZM75 208V209H74ZM84 210H83V209ZM88 208V209H87ZM135 208V209H134ZM144 208V209H143ZM46 209V210H45ZM77 209V210H76ZM81 209L82 213H81ZM109 209V210H108ZM7 210V211H5ZM18 210V211H17ZM31 210V211H30ZM69 210V211H68ZM90 210V212H88ZM95 210V211H93ZM108 210V211H107ZM124 210V211H123ZM126 210V211H125ZM133 210V211H131ZM153 210V211H152ZM156 210V211H155ZM11 211V212H10ZM20 212V214L18 215V213ZM41 211V213H40ZM61 211L63 213H61ZM69 213H68V212ZM71 211V212H70ZM76 211V212H75ZM78 211V212H77ZM92 211V214H91ZM145 212V214L143 212ZM152 211V212H151ZM158 213H155L157 212ZM264 211V209H263ZM16 212V213H15ZM22 212V213H21ZM30 212V213H29ZM45 212V215L43 213ZM65 212V213H64ZM78 213L77 216L73 213ZM86 212V213H85ZM113 212V213H112ZM128 212V213H127ZM133 212V213H132ZM10 213V214H9ZM24 213V214H23ZM32 213V214H31ZM36 213H38L39 215H37ZM72 213V214H70ZM90 213V214H89ZM102 213V214H101ZM107 213V214H106ZM115 213V215H114ZM142 214V215H139ZM155 213V214H154ZM167 213V214H166ZM19 216V217H17ZM42 214L44 215V217L42 216ZM70 215V219L68 218L67 215ZM81 214V215H80ZM84 214V215H83ZM100 214V215H99ZM104 214V215H103ZM119 214V215H118ZM124 214V215H123ZM132 214V215H130ZM151 214V215H148ZM9 215V216H8ZM11 215V216H10ZM65 215L67 217H65ZM72 215V216H71ZM75 215V216H74ZM89 215V216H88ZM91 215V216H90ZM94 215V216H93ZM111 215V216H110ZM130 215V216H129ZM134 215V217H132ZM159 215V216H158ZM8 216V217H7ZM13 216V217H12ZM38 216V218H37ZM64 216V217H63ZM83 218H81V217ZM141 216V217H140ZM153 216H155L154 218H152ZM7 217V218H6ZM42 217V218H41ZM60 217V218H59ZM77 217V218H76ZM89 219H86V218ZM101 217V218H100ZM116 217V218H115ZM140 217V219H139ZM147 217V218H146ZM149 217V218H148ZM14 218V219H13ZM17 218V219H16ZM21 220H19V219ZM41 218V219H40ZM80 218V219H78ZM92 220H91V219ZM95 218V219H94ZM104 218V219H103ZM132 218V219H131ZM137 219V221L134 219ZM145 221H143L142 220ZM145 218V219H144ZM152 218V220H151ZM168 218V219H167ZM11 219H13L11 221ZM65 219V221H64ZM84 219V220H83ZM100 219L102 221H100ZM115 219V220H114ZM150 220L151 222L148 223L146 222L147 220ZM7 220V221H6ZM19 220V221H18ZM24 220V221H23ZM62 220V221H61ZM67 220V221H66ZM98 220V221H97ZM129 220V221H128ZM142 220V221H141ZM148 220V221H149ZM59 221V222H57ZM73 222L75 225H79V226H75L72 223V225H70V222ZM77 221V223H75ZM84 221V222H81ZM88 221V222H87ZM116 221V222H115ZM128 221V222H126ZM142 224H141V222ZM247 222L244 221L243 225L241 226V224H237L238 227H236V225L234 226L235 228L241 229L243 227L247 228V227H252V225H255V221L254 219L251 218H247L246 219ZM21 224H20V223ZM24 222V223H23ZM61 222V223H60ZM86 222V225L84 224ZM90 222V223H89ZM95 222V224H94ZM99 222H101L99 224ZM120 222V223H119ZM170 222V224H169ZM7 223H9V227L6 225ZM16 223H18V225H16ZM66 223V224H65ZM107 223V224H106ZM130 223V224H128ZM137 223V224H136ZM148 223V224H147ZM250 223V224H249ZM24 224V225H23ZM62 224H64V226H62ZM102 226L99 228V225ZM135 226H133V225ZM141 224V225H140ZM58 225V227H57ZM63 227H61V226ZM93 225V226H92ZM110 225V226H109ZM113 225V226H112ZM170 225V226H169ZM5 226V227H4ZM72 226V227H71ZM85 226H90L89 229L86 230L87 227ZM112 226V227H111ZM115 226V227H114ZM133 226V228H132ZM14 227V228H13ZM25 229H24V228ZM61 227V229H60ZM76 229H74V228ZM83 227V228H82ZM130 227L132 228L130 230ZM136 227V228H135ZM170 227V229L168 230V228ZM231 225L230 229H234V227ZM18 228V229H17ZM59 228V231H58ZM68 228V229H67ZM73 228V229H72ZM85 232V234L80 233V231ZM99 230H98V229ZM244 228V229H245ZM10 229V230H9ZM17 229V230H16ZM67 229V230H66ZM97 229V230H96ZM103 231H102V230ZM112 229V230H109ZM123 229V230H122ZM128 229L130 231H128ZM133 229L136 230L134 231L135 234L133 233ZM249 229V228H248ZM23 230V231H22ZM66 230V231H65ZM73 230V232H72ZM78 232H77V231ZM94 232H93V231ZM115 230V231H113ZM120 230V231H119ZM3 231V232H2ZM7 231V232H5ZM16 231V232H15ZM21 231V234H20ZM25 231V232H24ZM59 233H58V232ZM65 231V232H63ZM106 231V232H105ZM126 231V232H125ZM129 234V232H131ZM76 232V235H73ZM87 232H89L87 234ZM99 232V233H98ZM12 233V234H11ZM62 236H61V234ZM64 233V234H63ZM117 233V234H116ZM120 233V234H118ZM122 233V234H121ZM168 233V234H167ZM14 234V235H13ZM17 236H16V235ZM78 234V235H77ZM82 234V235H81ZM92 234V235H91ZM103 234V236H102ZM65 237H64V236ZM85 235V237H84ZM99 235V236H97ZM106 235V236H105ZM121 235V236H120ZM125 235V236H124ZM130 235V237H129ZM136 235V236H134ZM7 237V238H4ZM70 236V237H69ZM81 236V237H80ZM96 236V238H95ZM113 236V238H111ZM119 238H118V237ZM188 235H186L187 237ZM250 235H246L243 238V241L241 239H237L234 243H239L237 244V246L233 245L235 247H237V250L240 249H245L249 242L251 244V240L253 237H248ZM16 237H18L16 240ZM62 237V238H60ZM65 240H64V238ZM68 237V239H67ZM76 237V238H75ZM78 237V239H77ZM98 237V238H97ZM124 237V238H123ZM133 237V241L135 240V242L132 241ZM246 237V238H245ZM26 238V239H25ZM39 241H38V239ZM57 238L59 239V241L57 240ZM75 238V240H73ZM94 238V239H93ZM104 238V239H103ZM128 238L133 242H129L128 243ZM139 238V239H138ZM250 238V239H249ZM8 241H7V240ZM64 241H63V240ZM80 239V241H78ZM85 239V240H84ZM102 242V243H100ZM122 239V240H121ZM127 239V240H126ZM141 239V240H140ZM95 240V241H94ZM118 240V242H117ZM124 240V241H123ZM137 240V241H136ZM140 240V241H138ZM143 240V241H142ZM249 240V241H248ZM18 241V242H17ZM41 241V242H40ZM62 241V242H61ZM67 241V242H66ZM71 241V242H69ZM83 241V242H82ZM87 241V242H86ZM89 241V242H88ZM93 241L95 243H93ZM116 241V242H115ZM12 242V243H10ZM14 242V244H13ZM21 242V244H20ZM24 242V243H23ZM34 242V243H33ZM70 244L67 246V244ZM74 242V243H73ZM81 242V243H80ZM104 242V243H103ZM127 242V244H126ZM241 242V243H240ZM59 243V244H58ZM83 243V244H82ZM90 243V244H89ZM98 243V244H97ZM103 244V247L100 245ZM110 243V244H109ZM123 243V244H122ZM142 243V244H141ZM147 243V244H148ZM16 244V245H15ZM41 244V245H40ZM48 244L50 246H48ZM58 244V247H57ZM64 246H63V245ZM66 244V245H65ZM78 244V248L77 245ZM79 244H81V246L83 245H88L85 246L84 249L83 247H81ZM134 246H133V245ZM137 244V245H135ZM139 244V245H138ZM145 244V245H144ZM10 245V249L11 252L8 253L9 246ZM15 245V246H13ZM34 245V246H33ZM36 245V246H35ZM40 245V246H39ZM72 245V246H71ZM93 247H92V246ZM107 245V246H106ZM127 245V246H125ZM129 245V246H128ZM247 245V246H246ZM6 246V247H5ZM13 246V247H12ZM18 246V247H17ZM20 246V247H19ZM31 246V247H30ZM38 246V247H37ZM43 246V249H45L43 251V249H41V247ZM47 246V247H46ZM55 246V247H54ZM66 246V247H65ZM73 246H75V248H77V250L75 248H73ZM95 246V247H94ZM99 246H101L100 248H98ZM111 246V247H110ZM123 246V247H122ZM137 246V247H136ZM13 249H12V248ZM30 247V249H29ZM53 247V250H52ZM65 247V248H63ZM80 247V248H79ZM88 247V248H86ZM92 247V248H91ZM34 248V249H33ZM51 248V249H50ZM86 248V249H85ZM90 248V249H89ZM119 250H118V249ZM248 248V247H247ZM25 249V250H24ZM27 249V250H26ZM36 249V250H35ZM62 249V250H61ZM76 250L74 252V250ZM82 249V250H79ZM88 249V250H87ZM97 250V251H92V250ZM123 249V250H122ZM144 249V248H143ZM3 250V251H2ZM22 252H20V251ZM35 250V251H34ZM39 250V251H38ZM42 250V251H41ZM52 250V251H51ZM64 250V253L62 252ZM86 250V251H85ZM100 250L102 252H100ZM130 250V249H129ZM33 251V252H31ZM70 251V252H69ZM79 254H78V252ZM88 251V252H87ZM99 251V252H98ZM103 251H106L103 252ZM122 251V252H121ZM133 251V252H134ZM7 252V253H6ZM18 252V253H17ZM30 252V253H29ZM41 252V253H40ZM43 252V253H42ZM46 254H45V253ZM59 252V253H58ZM61 252V254H60ZM65 252H68L67 254ZM73 252V253H72ZM86 254V255H84ZM94 254H93V253ZM96 252V253H95ZM109 252V253H108ZM124 252V253H123ZM6 254V255H3ZM11 253V254H10ZM22 253V254H21ZM32 253L35 254V256L31 255ZM55 253V254H54ZM58 253V255H57ZM63 253V254H62ZM77 253V254H76ZM82 253V254H81ZM98 253V254H97ZM107 256L106 259L103 258ZM112 253V254H111ZM122 253V254H120ZM152 253V252H151ZM149 254L148 257H145V254H143L142 256H140L138 259L133 260L132 262H134L135 264H151V261H146V260H150V258H152V262H154L155 264L158 262H160L159 258L161 257V253H159L158 255H156V257H154V253ZM39 256H38V255ZM49 256H48V255ZM69 254V255H68ZM72 254V255H71ZM93 254V255H92ZM161 254V255H160ZM16 255V256H15ZM19 255V256H18ZM28 255V256H27ZM37 255V256H36ZM46 255V256H45ZM64 255H67L69 257H64ZM71 255V257H70ZM113 255V256H112ZM153 255V256H152ZM5 256V257H4ZM8 256V257H7ZM73 256V258H72ZM75 256V257H74ZM82 258H81V257ZM90 258H89V257ZM159 256V258H158ZM163 256H165L163 254ZM162 256V257H163ZM32 257V258H31ZM35 257V259H34ZM47 259H45V258ZM48 257V258H47ZM50 257V258H49ZM91 257L95 260L98 261L97 263L91 259ZM102 257V258H101ZM161 257V260H162ZM8 258V259H7ZM15 258V259H14ZM58 258V260L56 259ZM66 258H69L68 260H66ZM76 258V259H74ZM84 258V259H83ZM102 260H100V259ZM143 258V259H142ZM149 258V259H147ZM155 258V259H154ZM252 257L246 258L243 260L246 261L245 263H247ZM18 259V260H16ZM44 259V260H43ZM63 259V260H62ZM88 259V260H87ZM97 259V260H96ZM110 259H113L110 262ZM119 259V260H118ZM142 259V261H141ZM145 259V262H144ZM164 259V258H163ZM50 260V261H49ZM52 260V261H51ZM54 260V261H53ZM75 260V261H74ZM79 260V261H78ZM81 260V261H80ZM159 260V261H158ZM2 261V262H1ZM35 261V262H34ZM46 261V262H44ZM56 261V262H55ZM60 261V263H58ZM61 261L63 263H61ZM73 261V262H72ZM83 261V262H82ZM100 261V262H99ZM109 261V262H108ZM121 261V262H120ZM138 263H137V262ZM139 261H141L139 263ZM157 261V262H156ZM164 260H162L163 262ZM235 262V260H233ZM16 262V263H15ZM28 262V263H27ZM48 262V263H47ZM70 262V263H69ZM88 262V263H87ZM131 261H129L128 264H132ZM147 262V263H146ZM250 262V261H249ZM248 262V264H249ZM133 263V264H134ZM157 263V264H158ZM244 263V264H245ZM153 264V263H152ZM161 264V262H160Z\"/></svg>", "mask_w": 264, "mask_h": 264}, {"label": "bare ground", "instance_id": "obj_2", "mask_svg": "<svg viewBox=\"0 0 264 264\" xmlns=\"http://www.w3.org/2000/svg\"><path fill=\"white\" fill-rule=\"evenodd\" d=\"M5 1V0H4ZM8 1V0H7ZM14 1V0H13ZM17 1V3H18V0H16ZM26 1V0H25ZM29 1V0H28ZM32 1V0H31ZM43 1V0H42ZM53 1V0H52ZM57 1V0H56ZM60 1H64V0H60ZM68 1V0H67ZM66 1V2H67ZM82 1V0H81ZM80 1V2H81ZM117 1V0H116ZM130 1V0H129ZM129 1H126V3L125 4H127ZM140 1V0H139ZM155 1V0H154ZM168 1V0H167ZM166 0H156L154 3H151V1H150V3L149 2H144L145 4H144V6L143 7H141V9L143 10L142 11V14L145 16V18L146 17H152V16H157L156 18H159V17H166V18H164V20H166V19H169L168 17H169V15L172 13V16L170 15V18H173L174 20H175V23H176V26H175V28L173 29V30H171V32H170V36H174L175 37V41L172 43L173 45L170 47V46H164V44L166 43V37L168 38L169 37V35L168 34H161V35H158V34H156V35H158L159 36V40H158V43L159 44H161V48H159V49H153V48H151L150 50H148V52L146 53V54H142L143 56L141 57L140 56V60H139V62H138V64L137 65H134V67L132 66V68L131 69H133V72H131L132 73V77L134 76L135 78H137V79H139V82L140 81H143V82H145V80L147 81V84L148 85H146V89H147V92L144 94V95H146L147 94V97L146 96H144V97H146V99H148V98H150V93H151V89L153 88V87H151L152 85H150V81L152 82V78H154V77H152V72H155V70H157L158 69V71H162L163 73L165 72V73H168V74H172V76L173 77H175L174 79L172 78V80H169V81H167V75H165L164 76V80H166L167 82L166 83H164L163 84V86H162V89H161V87H159V90L161 89L162 91H163V93H162V95H163V97H161V98H163V100H160L161 101V103L160 104H162L161 105V107L163 106L164 107V109H167V110H169L170 112H172V114H173V116H172V118L174 117L175 119H176V117H179V115L180 116H182L183 114H187L188 113V115H191L192 117H188L187 118V116L188 115H186V119H190V124H189V126H190V128L192 129V130H190L192 133H194V131L195 130H198L197 128L199 127V126H201L202 127V125L204 124V123H206L207 124V130L206 131H204V133H206V134H203L202 135V137L204 136V135H207V136H211V137H213V138H215L214 140H216V141H214V145L212 144V141L210 142V144H208V141H206V143H205V145H198V144H195V147L194 146H188V144H185V145H183V146H177V147H171V146H159V145H144V144H142L143 146H142V149H141V147L139 148L140 149V151L143 153V155L144 154H147V153H149L150 154V157H152V158H155L158 154H160L161 152L163 153V151H165L164 153H170V154H173V155H177L178 156V158H176L175 160H171V161H165V162H163V164L162 163H159V162H155V164H150V161H149V159H147V161H149V162H147V161H145V160H142V159H140L141 161H139L138 160V162L140 163H137L138 164V166L140 165V167H144V166H146L144 169L147 171V169H149V170H156V169H161L162 171H163V173H165V172H170L171 173V175L173 174L174 176L176 175V176H180V177H184L183 179L185 180V181H187L188 182V184H186L185 183V185H189V191H188V193H187V191H186V194H184L183 196H181V201L180 200H178V201H180V202H177V204H174L173 203V201L172 200H170L169 201V204H168V206H169V213H168V221L170 220V222H171V224H170V222H169V224L171 225H169L170 227H171V229H170V227L168 228V230L170 229V232H169V236H168V238H166V235L165 236H163L162 237V239H160L159 240V238H158V240H157V238L155 239V241H149V243H148V241L145 243L146 244V246L145 247H142L141 246V251H134L135 249V246L133 247V250H131V248H129V247H127L125 250L126 251H124L123 253H124V257H123V259H122V263H123V261H128L127 262V264L129 263V261H133V260H136V259H138L140 256H142L143 254H145V257H148L149 256V254L152 252V253H154L153 255H154V257H156V255H158L159 253H163L165 256H163V254L161 255V257H162V260H164L163 262H162V260H161V257L159 258V256H158V258H159V260H160V262H161V264H244L246 261H244V263H243V260L244 259H246V258H249V257H252L248 262H249V264H264V211H263V209H264V183H260L259 181H264L261 177H258L259 175H258V173H260V167H262L263 165H264V87L263 86H261L260 85V77H261V74H263L264 73V0H238V1H236V3H235V7H228L229 5H227V6H223V5H220L219 3H216V4H214V1H213V4L211 5L210 4V8L207 6L208 4L207 3H205V4H203L202 3V1L203 0H184V1H182L183 3H181V1L179 2L178 0H175V1H173V0H170V1H173V2H167ZM205 1H207V0H205ZM210 1V0H209ZM215 1H217V0H215ZM226 1V0H225ZM8 2H10V0L8 1ZM27 2V1H26ZM34 2H35V0H34ZM58 2H59V0H58ZM65 2V1H64ZM64 2H62V4L64 3ZM75 2H76V0H75ZM85 2V1H84ZM92 2V1H91ZM93 2H95V1H93ZM98 2V1H97ZM102 2H107L106 0H102ZM102 2H101V7H103L104 5L106 6V4H102ZM121 2H123L122 0H121ZM125 2V1H124ZM133 2V1H132ZM132 2H130V4L128 5V8H129V10H131V12H129V14L130 13H132V10L133 9H135L136 7L134 6V8L133 9H131L132 7H133V3ZM135 2V1H134ZM176 2V3H175ZM177 2H179V3H177ZM208 2V1H207ZM218 2V1H217ZM227 2V1H226ZM225 2V3H226ZM4 3H6V2H4ZM29 3V2H28ZM37 3H38V1H37ZM43 3V2H42ZM45 3V2H44ZM68 3V2H67ZM67 3H64V4H67ZM80 5L81 3H79V2H76V5L78 6V4ZM86 3V2H85ZM100 3V2H99ZM98 3V4H99ZM135 3H137V2H135ZM139 3V2H138ZM221 3V2H220ZM223 3V2H222ZM14 4V3H13ZM24 4H26V3H24ZM31 4V3H30ZM30 4H29V7H30ZM39 4V3H38ZM50 4V3H49ZM49 4H48V8H49ZM53 4V3H52ZM52 4H50V6H52ZM54 4H56V2L54 3ZM72 5H74V3H71ZM92 4V3H91ZM93 4H95V3H93ZM91 5L92 7H91V9L94 7V5ZM98 4H96L97 5V8H98ZM108 4V3H107ZM117 4V3H116ZM115 4V5H116ZM119 4V3H118ZM141 4H143V3H141ZM3 5H6V4H3ZM15 5V4H14ZM18 7H22V4L20 5L19 3L18 4H16ZM20 5V6H19ZM27 5V4H26ZM32 5V4H31ZM46 5V4H45ZM60 5V4H59ZM72 5H70L71 7H73ZM76 5H75V7H76ZM83 5H85L84 3H83ZM89 5V4H88ZM95 5V6H96ZM123 5V4H122ZM121 5V6H122ZM135 5V4H134ZM139 5H140V3H139ZM138 5V6H139ZM33 6H36V3H35V5H33ZM32 6V7H33ZM43 6V5H42ZM55 6V5H54ZM66 7L68 6V4L67 5H65ZM64 6V7H65ZM112 6V5H111ZM125 6V5H124ZM124 6H123V8H124ZM8 6L6 5V7L5 8H7ZM9 7H11L10 6V4H9ZM26 7V6H25ZM27 7H28V5H27ZM53 7V6H52ZM56 7V6H55ZM59 7V6H58ZM80 7V6H79ZM108 7H109V5H108ZM114 7V6H113ZM15 8V7H14ZM19 8V9H20ZM39 8V7H38ZM37 8V9H38ZM45 8V7H44ZM48 8H46V9H48ZM57 8V7H56ZM63 8V7H62ZM74 8V7H73ZM78 8V7H77ZM89 8V7H88ZM97 8H95V9H93V10H97ZM110 8V7H109ZM126 8L127 7H125V9L124 10H126ZM171 9V13H169V15H167L168 14V10H169V12H170V9ZM9 9V8H8ZM16 9H18V8H15V10ZM28 9H30V8H28ZM32 9H36V8H32ZM50 9V8H49ZM58 9V8H57ZM60 9V8H59ZM67 9H68V7H67ZM84 9V8H83ZM86 9V8H85ZM99 9H101V8H99ZM103 9V8H102ZM101 9V10H102ZM108 9V8H107ZM106 9V10H107ZM117 9H118V7H117ZM26 10V12H27V8L25 9ZM31 10V9H30ZM29 10V11H30ZM39 10H42L43 11V9H41V8H39ZM52 10V9H51ZM61 10V9H60ZM64 10H66L65 8H64ZM75 10V9H74ZM90 10V9H89ZM88 10V11H89ZM123 9H121V11H122ZM139 10V9H138ZM17 11H19V10H17ZM21 11V10H20ZM19 11V12H20ZM28 11V12H29ZM37 11V10H36ZM35 11V13H37ZM45 11V10H44ZM55 11V10H54ZM67 12H68V10H66ZM71 11V10H70ZM77 11V10H76ZM91 11V10H90ZM108 11V10H107ZM110 11V10H109ZM127 11V10H126ZM135 11V13H136V15L138 16V13H137V11L136 10H134ZM141 11V10H140ZM248 11L249 12H252V11H254V13L255 12H257V16L258 17H256V19L255 18H251V17H249L248 18V21H247V18H244V14L247 12L248 13ZM13 12H16V11H12L11 13H12V15L14 16V13ZM31 12V11H30ZM48 12H50V11H48ZM64 12V11H63ZM81 12H83V11H81ZM87 11L85 10V13H86ZM96 12V11H95ZM106 12V11H105ZM116 12H118V11H116ZM203 12H205L204 14H203ZM33 13H34V11H33ZM32 13V14H33ZM39 13V12H38ZM45 13V12H44ZM58 13V12H57ZM70 13H72V14H74L75 12H70ZM69 13V15H71ZM96 13H98V12H96ZM111 13V12H110ZM122 13H125L124 11L122 12ZM236 13V14H235ZM253 13V14H254ZM17 14V13H16ZM25 14V13H24ZM23 14V15H24ZM28 14V13H27ZM30 14V13H29ZM29 14H28V17H29ZM31 14V15H32ZM42 14H43V12H42ZM49 14V13H48ZM48 14H46V15H48ZM51 14H52V11H51ZM54 14H55V12H54ZM63 14H65V13H63ZM68 14V13H67ZM67 14H65V15H67ZM81 14V13H80ZM89 14V13H88ZM95 14V13H94ZM99 14H100V12H99ZM127 14V13H126ZM128 14V15H129ZM133 14H134V12H133ZM141 14V13H140ZM233 14H235L236 16H233ZM238 14V15H237ZM251 14V13H250ZM259 14V15H258ZM19 15L20 14H18V17H19ZM41 15V14H40ZM39 15V16H40ZM44 15V14H43ZM53 15V14H52ZM74 15H77L76 13L74 14ZM84 15V14H83ZM92 15H93V13H92ZM98 15V14H97ZM105 15H107V14H105ZM109 15V14H108ZM136 15H134V17H136ZM142 15V16H143ZM252 15V14H251ZM17 16V15H16ZM16 16H14V17H16ZM38 16V17H39ZM51 16V15H50ZM64 16V15H63ZM73 16V15H72ZM78 16V15H77ZM77 16H73V19H74V17H76L77 18ZM80 16V15H79ZM78 16V17H79ZM23 17V16H22ZM26 17H27V15H26ZM31 17V16H30ZM42 17L43 16H41V17H39L40 19H42ZM45 17V16H44ZM65 17V16H64ZM68 17V16H67ZM70 18H71V16H69ZM68 17V18H69ZM81 17V16H80ZM95 17V16H94ZM97 17V16H96ZM100 17V16H99ZM108 17V16H107ZM124 17H127V19H128V16L126 15V16H124ZM34 18V14H33V16H32V19ZM35 18H37V17H35ZM34 18V19H35ZM39 18H37V19H39ZM48 18V17H47ZM46 18V20H48ZM53 18V17H52ZM57 18H58V16H57ZM66 18V17H65ZM69 18V19H70ZM75 18V19H76ZM82 19L84 18V16H82L81 17ZM129 18L131 19V17L129 16ZM139 18H140V16H139ZM144 18V17H143ZM245 20H244V19ZM253 20H251V19ZM6 19H8L7 17H6ZM16 19V18H15ZM15 19H14V21H15ZM25 19V18H24ZM33 19V20H34ZM37 19H36V21H37ZM54 19H56V18H54ZM64 19V18H63ZM102 19V18H101ZM112 19V18H111ZM110 18H109V20H111ZM123 19V18H122ZM133 19V18H132ZM136 19V18H135ZM148 19V18H147ZM153 19V18H152ZM160 19V18H159ZM162 19V18H161ZM160 19V20H161ZM242 19V21L244 20L245 21V23L246 24H250L251 23V25H248V26H251V30H249L250 32V34H248V38L247 39H250V37H251V40H252V42H250L249 40V42L250 43H253V45L251 46L250 45V48L249 47H247V39L246 40H244V39H236L237 37H235V38H231L232 40H231V46H230V49H229V51L226 53V55L225 56H223V57H225L222 61H220V60H218V58H219V56H217L216 54V51L214 50V48L216 47H213V45H216V44H214V42L216 41V40H218V39H220L221 37H223L224 38V36H226V34H228L227 32H229L230 30H231V28L230 27H232V23H234V22H236L237 20H241ZM2 20H4V19H2ZM19 20V19H18ZM18 20L16 19V21L18 22ZM52 20V19H51ZM78 20H79V18H78ZM96 20H97V18H96ZM106 20V19H105ZM143 20V19H142ZM154 20H156V19H154ZM158 20V19H157ZM156 20V21H157ZM251 20V21H250ZM25 21V20H24ZM31 21V20H30ZM41 21V20H40ZM42 21H44L43 19H42ZM64 21V20H63ZM72 22H73V20H71ZM80 21V20H79ZM100 21V20H99ZM107 21V20H106ZM123 21H125V20H123ZM135 21V20H134ZM139 21V20H138ZM149 21V20H148ZM5 22V21H4ZM4 22H2V23H4ZM16 22V23H17ZM22 22H23V20H21V22H20V25L22 26L23 24H22ZM52 22V21H51ZM81 22V21H80ZM98 22V21H97ZM101 22V21H100ZM126 22H128V21H125V23ZM131 22H133V21H131ZM141 22V21H140ZM139 22V23H140ZM250 22V23H249ZM14 23V22H13ZM34 23V22H33ZM36 23V22H35ZM40 23V22H39ZM42 23V22H41ZM48 23H50V22H47L46 24L48 25ZM53 23V22H52ZM55 23V22H54ZM69 23V22H68ZM112 23V22H111ZM130 23V22H129ZM135 23H136V21H135ZM138 23V22H137ZM143 23V22H142ZM158 23V22H157ZM4 24H6V23H4ZM19 24V22L17 23V25ZM27 24L29 25V23L27 22ZM38 24V23H37ZM62 24H64V23H62ZM81 24H83L84 25V23H82L81 22ZM101 24H102V22H101ZM130 24H132V23H130ZM145 24V23H144ZM151 24V23H150ZM155 24H156V22H155ZM232 24V25H231ZM9 25V24H8ZM11 25V24H10ZM32 25V24H31ZM31 25H29V26H31ZM41 25V24H40ZM43 25V24H42ZM41 25V26H42ZM54 25V24H53ZM67 25V24H66ZM73 25V24H72ZM75 25H76V21H75ZM77 25H79L78 23H77ZM136 25V24H135ZM134 25V26H135ZM139 25V24H138ZM137 25V26H138ZM151 25H153V24H151ZM13 26V25H12ZM15 26V25H14ZM23 26H25V25H23ZM23 26L21 27V30H23L22 28H23ZM35 26H36V24H35ZM39 26V25H38ZM40 26V27H41ZM50 26V25H49ZM69 26V25H68ZM129 26H133V24L132 25H129ZM133 26V27H134ZM158 26V25H157ZM17 27V26H16ZM18 27H20V26H18ZM17 27V28H18ZM32 27V26H31ZM31 27H30V29H31ZM40 27H38V28H40ZM47 27V26H46ZM60 27V26H59ZM65 27V26H64ZM76 27V26H75ZM148 27V26H147ZM146 27V28H147ZM155 27H156V25H155ZM159 27V26H158ZM157 27V28H158ZM162 27V26H161ZM26 28V27H25ZM32 28H34V27H32ZM42 28H43V26H42ZM41 28V29H42ZM72 28H73V26H72ZM76 28H78V27H76ZM145 28V27H144ZM148 28H150V27H148ZM152 28V27H151ZM11 29V28H10ZM35 29V28H34ZM40 29V30H41ZM46 29V28H45ZM16 30V29H15ZM35 30H37V29H35ZM39 30V29H38ZM64 30V29H63ZM67 30V29H66ZM65 30V31H66ZM71 30V29H70ZM76 30V29H75ZM80 30V29H79ZM82 30V29H81ZM151 30V29H150ZM160 30H162V28L160 29ZM165 30V29H164ZM163 30V31H164ZM28 31H29V29H28ZM31 31V30H30ZM46 31V30H45ZM59 31V30H58ZM152 31V30H151ZM167 31V30H166ZM169 31V30H168ZM15 32V31H14ZM20 32V31H19ZM18 32V33H19ZM21 32H23V31H21ZM37 32H40V31H37ZM53 32V31H52ZM67 32V31H66ZM69 32V31H68ZM76 32V31H75ZM82 32V31H81ZM147 32V31H146ZM148 32H149V30H148ZM159 32V31H158ZM18 33H14V34H18ZM28 33V32H27ZM27 33H25V34H27ZM30 33V32H29ZM29 33L27 34V35H29ZM44 33V32H43ZM51 33V32H50ZM73 33V32H72ZM157 33V32H156ZM164 33V32H163ZM169 33V32H168ZM20 34V33H19ZM22 34V33H21ZM21 34H20V37H21ZM31 34V33H30ZM34 35H35V33H33ZM32 34V35H33ZM45 34V33H44ZM81 34V33H80ZM147 34V33H146ZM146 34H142L141 36H143V38H142V44H143V46H146L147 44H149V42L151 41V40H149L148 39V37H150V36H152V35H150L149 33L146 35ZM160 34V33H159ZM39 35V34H38ZM41 35V34H40ZM79 35V34H78ZM77 35V36H78ZM150 35V36H149ZM168 35V36H167ZM230 35V34H229ZM26 36V35H25ZM44 36V35H43ZM55 36V35H54ZM73 36V35H72ZM81 36V35H80ZM92 36V35H91ZM157 36V37H158ZM244 36V35H243ZM16 38H17V36H15ZM14 37V39H16ZM19 37V36H18ZM28 37H31V36H28ZM36 37V36H35ZM35 37L33 38L34 39V43H35ZM46 37V36H45ZM50 37H52V36H50ZM86 36H85V33H84V38H85ZM153 37H155L154 35H153ZM226 37H228V36H226ZM23 38V37H22ZM32 38V37H31ZM38 38H39V36H38ZM42 38V37H41ZM74 38H75V35H74ZM78 38V37H77ZM82 37H80V39H81ZM93 38H95V37H93ZM150 38H152V37H150ZM19 40V42L18 43H20V44H22L20 41H22L23 39H21L20 40V38H18ZM59 39V38H58ZM57 39V40H58ZM73 39V38H72ZM154 39V38H153ZM152 39V40H153ZM155 39H156V37H155ZM202 40L201 42H202V44L200 43V40ZM37 40V39H36ZM62 40V39H61ZM88 40H89V37H88ZM95 40V39H94ZM166 40V41H165ZM198 40H199V43H197L198 42ZM244 40V41H243ZM11 41H12V39H11ZM29 40H27V42H28ZM32 41V40H31ZM42 41H43V39H42ZM50 41V40H49ZM77 41V40H76ZM81 41V40H80ZM86 41H87V39H86ZM93 41V40H92ZM129 41V40H128ZM141 41V40H140ZM139 41V42H140ZM154 41H156V40H154ZM153 41V42H154ZM170 41V40H169ZM223 41H224V39H223ZM222 41V42H223ZM228 41V40H227ZM230 41V40H229ZM6 42V41H5ZM15 42H17L16 40H15ZM22 42H24L25 44L27 43V42H25V41H22ZM62 42V41H61ZM74 42H75V39H74ZM134 42V41H133ZM138 42V41H137ZM138 42V43H139ZM152 42V43H153ZM18 43H16V44H18ZM37 43V42H36ZM42 43V42H41ZM40 43V45H39V47L42 45ZM46 43V42H45ZM49 43V42H48ZM62 43H64V41L62 42ZM78 43H79V41H78ZM77 42H76V44L75 45H77L78 44ZM87 43V42H86ZM90 43V42H89ZM130 43V42H129ZM132 43V42H131ZM137 43V44H138ZM6 44V43H5ZM4 44V45H5ZM10 44V43H9ZM15 44V45H16ZM25 44H23V45H25ZM38 44H39V41H38ZM50 44H51V42L49 43V46H50ZM73 44V43H72ZM71 44V45H72ZM95 44V43H94ZM133 44H135V43H133ZM132 44V45H133ZM198 44H200V45H198ZM225 44V43H224ZM3 45V46H4ZM27 45V44H26ZM67 45V44H66ZM2 46V47H3ZM6 47L7 46H11V45H5ZM16 46H19V44L18 45H16ZM33 46V45H32ZM31 46V47H32ZM36 46V47H35ZM34 47L35 48H38L37 46V44L35 45ZM68 46V45H67ZM67 46H65V49L64 50H66V47ZM78 46H81L80 44L78 45ZM93 46V45H92ZM97 46V45H96ZM128 46V45H127ZM153 46V45H152ZM29 47H30V45H29ZM28 47V48H29ZM62 46L60 45V48H61ZM71 47V46H70ZM86 47V46H85ZM88 47V46H87ZM131 47V46H130ZM129 47V48H130ZM154 47V46H153ZM155 47H157V46H155ZM158 47H160V45L158 46ZM186 47H190V48H192V50L190 51V53H191V57H187V56H185L184 57V55L185 54H181L180 52L183 50V48L185 49ZM11 48H12V46H11ZM18 48V47H17ZM59 48V47H58ZM64 48V47H63ZM133 48V47H132ZM24 49H27V48H24ZM69 49V48H68ZM74 49H75V47H74ZM189 49V48H188ZM18 50H19V48H18ZM17 50V51H18ZM30 50H32V48L30 49ZM34 50V49H33ZM32 50V51H33ZM40 50V49H39ZM45 50H46V48H45ZM88 50V49H87ZM16 51V52H17ZM23 51V50H22ZM36 52H37V50H35ZM35 51H33V52H35ZM63 51V50H62ZM73 51V50H72ZM74 51H77V53H78V50L77 49H75ZM102 51H104V50H102ZM129 51V50H128ZM25 52V51H24ZM43 52V51H42ZM47 52H48V49H47ZM50 52V51H49ZM70 52V51H69ZM69 52L67 53V55H70L69 54ZM80 52V51H79ZM184 52H185V50H184ZM27 53V52H26ZM38 53V52H37ZM58 53V52H57ZM59 53H61V52H59ZM63 53H66V52H62V54ZM71 53V52H70ZM104 53H107L106 51L104 52ZM131 53V52H130ZM14 54H17V53H14ZM23 54L24 53H22V56H23ZM29 54V53H28ZM43 54V53H42ZM62 54H61V57H63V60L65 59L64 58V55L65 54H63V56H62ZM81 54V53H80ZM31 55H32V53H31ZM30 55V56H31ZM34 55V54H33ZM32 55V56H33ZM38 55V54H37ZM67 55H65V56H67ZM75 55H77V57H78V54H75ZM94 55V54H93ZM129 55V54H128ZM132 55V54H131ZM18 56V55H17ZM21 56V57H22ZM25 56H27V55H24L23 56V60H25V58H28L29 59V57L30 56H28V57H25ZM57 56H58V54H57ZM71 56V55H70ZM70 56H67L66 58H68V57H70ZM73 56V55H72ZM83 56V55H82ZM97 56V55H96ZM102 56H103V60H104V62H105V59H106V54H102ZM134 56V55H133ZM160 56H162L163 58L162 59H160V62H158V59H157V57H160ZM20 57V58H21ZM36 57H38V56H36ZM41 57L43 58V56L41 55ZM74 57V56H73ZM73 57H70V59L71 58H73ZM218 57V58H217ZM222 57V56H221ZM251 57H253L252 59H251ZM13 58H14V56H13ZM33 58H35V57H33ZM32 58V59H33ZM59 58H60V56H59ZM75 58V57H74ZM91 58V57H90ZM89 58V59H90ZM127 58V57H126ZM251 60H250V59ZM22 59V58H21ZM38 59V58H37ZM41 59V58H40ZM46 59H47V57H46ZM61 59V58H60ZM69 59V60H70ZM78 59V58H77ZM85 59V58H84ZM111 59V58H110ZM137 59V58H136ZM156 59H157V61H156ZM14 60V59H13ZM55 60V59H54ZM57 60V59H56ZM62 60V61H63ZM66 60V59H65ZM64 60V61H65ZM75 59H73V61H74ZM93 60V59H92ZM96 60V59H95ZM107 60V59H106ZM36 61V60H35ZM34 61V62H35ZM57 61H59V60H57ZM57 61L55 62L56 64H58L57 63ZM68 61V59L66 60V62ZM71 61H72V59H71ZM76 61V60H75ZM74 61V62H75ZM80 61V60H79ZM78 61V62H79ZM100 61V60H99ZM154 61H156V63L154 62ZM17 62V61H16ZM22 62V61H21ZM21 62H20V65H21ZM27 62H28V60H27ZM32 62V61H31ZM33 62V63H34ZM36 62H38V61H36ZM61 62V61H60ZM66 62H61V63H63V64H65ZM69 62V61H68ZM67 62V63H68ZM77 62V63H78ZM158 62V63H157ZM15 63V62H14ZM29 63V62H28ZM28 63H26V62H24V63H22V64H25L24 65V69L25 68H27L26 67V64H28ZM72 62H70V64H71ZM97 63V62H96ZM38 64V63H37ZM36 64V65H37ZM40 64V63H39ZM99 64V63H98ZM124 64V63H123ZM135 64V63H134ZM2 65V64H1ZM29 65H33V64H29ZM42 65V64H41ZM60 65V64H59ZM68 65H69V63H68ZM76 65V64H75ZM80 65V64H79ZM121 65V64H120ZM127 65V64H126ZM129 65V64H128ZM131 65V64H130ZM23 65H21V67H22ZM44 66V65H43ZM57 66V65H56ZM63 66V65H62ZM66 66V65H65ZM65 66H63V67H65ZM73 66V65H72ZM83 66V65H82ZM97 66V65H96ZM95 66V67H96ZM117 66H119V65H117ZM122 66V65H121ZM33 67V66H32ZM49 67V66H48ZM77 67V66H76ZM89 67V66H88ZM129 67V66H128ZM4 68V67H3ZM14 68V67H13ZM20 68V67H19ZM29 68V67H28ZM31 68V67H30ZM66 68V67H65ZM69 68V67H68ZM67 68V69H68ZM82 68V67H81ZM8 69V68H7ZM24 69H21L22 70V72L21 73H23L24 74ZM33 69V68H32ZM39 69V68H38ZM50 69H52V68H49V70ZM62 69V68H61ZM71 69V68H70ZM69 69V70H70ZM78 68H76V70H77ZM80 69V68H79ZM88 69V68H87ZM93 69V68H92ZM18 70H20V69H18ZM28 70H30V69H28ZM37 70V69H36ZM47 70V69H46ZM52 70H55V69H52ZM64 69H62V71H63ZM66 70V69H65ZM72 70L74 71L75 69L72 67ZM75 70V71H76ZM83 70V69H82ZM99 69H97V71H98ZM9 71V70H8ZM14 71V70H13ZM26 71V70H25ZM44 71V70H43ZM61 71V72H62ZM80 71V70H79ZM86 71V70H85ZM89 71V70H88ZM130 71V70H129ZM27 72V71H26ZM33 71H29V75H30V73H32ZM39 72V71H38ZM50 72V71H49ZM57 72V71H56ZM55 72V73H56ZM72 72V71H71ZM81 72V71H80ZM91 72V71H90ZM126 72V71H125ZM157 72V71H156ZM2 73H4V72H2ZM19 73V71H17V74ZM41 73V72H40ZM39 73V74H40ZM44 73H45V71H44ZM43 73V74H44ZM52 73V72H51ZM53 73H54V71H53ZM76 73L78 74L79 72H77L76 71ZM81 73H83V72H81ZM5 74V73H4ZM13 74V73H12ZM36 74H38V73H36ZM46 74V73H45ZM49 74V73H48ZM63 74V73H62ZM77 74H76V76H77ZM122 74V73H121ZM130 74V73H129ZM9 75H10V73H9ZM24 75H26V73L24 74ZM28 75V74H27ZM27 75H26V77H27ZM28 75V76H29ZM47 75V74H46ZM50 75V74H49ZM49 75H48V77H49ZM55 74H53V76H54ZM69 75H71V74H69ZM81 75V74H80ZM79 75V76H80ZM162 75V74H161ZM20 76V75H19ZM40 76V75H39ZM45 76V75H44ZM52 76V77H53ZM74 76V75H73ZM75 76V77H76ZM84 76V75H83ZM153 76H154V74H153ZM34 77V76H33ZM35 77H36V75H35ZM51 77V76H50ZM61 77H63V76H61ZM68 77V76H67ZM72 77V76H71ZM74 77V78H75ZM85 77V76H84ZM87 77V76H86ZM85 77V78H86ZM94 77V76H93ZM162 77V76H161ZM160 77V78H161ZM45 78V77H44ZM43 78V79H44ZM64 78H66V77H64ZM74 78H72V80L74 79ZM81 78V77H80ZM92 78V77H91ZM8 79V78H7ZM28 79V78H27ZM30 79V78H29ZM28 79V80H29ZM33 79V78H32ZM39 80L41 79V77L40 78H38ZM37 79V80H38ZM53 79H56L55 77L53 78ZM87 79H89V78H87ZM94 79V78H93ZM133 79V78H132ZM136 79V80H137ZM145 79V80H144ZM171 79V78H170ZM186 79H188V81L186 82V81H184V80H186ZM218 79H220V80H218ZM31 80V79H30ZM51 80V79H50ZM72 80H71V82H72ZM90 80V79H89ZM129 80H131V79H129ZM43 81V80H42ZM48 81V80H47ZM91 81V80H90ZM94 81V80H93ZM126 81V80H125ZM182 81H184V82H182ZM28 82H30V81H28ZM38 82V81H37ZM46 82V81H45ZM55 82V81H54ZM54 82H52V83H54ZM66 82V81H65ZM84 82H87V81H84ZM131 82V81H130ZM138 82V83H139ZM154 82V81H153ZM2 80H1V78H0V101L2 102V100L4 99L3 98V94H2V90L4 89L3 88V85H2ZM23 83H24V81H23ZM31 83V82H30ZM34 83V82H33ZM39 83V82H38ZM37 83V84H38ZM42 83V82H41ZM41 83H39V84H41ZM48 83V82H47ZM50 84V83H48L49 85H53V84ZM57 83V82H56ZM63 83V82H62ZM80 83V82H79ZM79 83H78V85H79ZM88 83V82H87ZM90 83V82H89ZM133 83V82H132ZM142 83V82H141ZM6 84V83H5ZM17 84H19V83H17ZM27 84V83H26ZM25 84V85H26ZM29 84V83H28ZM36 84V83H35ZM35 84H33L34 86H36ZM45 84V83H44ZM64 84V83H63ZM84 84H86V83H84ZM146 84V83H145ZM30 85V84H29ZM54 85H57V84H54ZM75 85V84H74ZM74 85H72V87L74 86ZM141 85V84H140ZM8 86V85H7ZM20 86V85H19ZM23 86V85H22ZM37 86H39V85H37ZM36 86V87H37ZM44 85H42V87H43ZM93 86V85H92ZM135 86V85H134ZM28 86H26V88H27ZM41 87V86H40ZM49 87V86H48ZM54 87V86H53ZM70 87V86H69ZM151 87V88H150ZM3 88V89H2ZM22 88V87H21ZM26 88L24 87L23 89H25L24 91L26 92ZM31 89H33V88H35V87H30ZM45 88H46V86H45ZM55 88V87H54ZM57 88V87H56ZM66 88H68V87H66ZM76 88V87H75ZM84 88V87H83ZM86 88H88V87H86ZM121 88V87H120ZM10 89H12V88H10ZM30 89V90H31ZM40 89V88H39ZM48 89H50V88H48ZM79 89V88H78ZM77 89V90H78ZM92 89V88H91ZM109 89V88H108ZM128 89V88H127ZM130 89V88H129ZM154 89V88H153ZM191 89H195V92H194V94L193 95H191L190 97V100H189V102H188V107H186V110L184 111V112H179V114L178 113H176L175 112V105H174V100H175V95H176V93L177 92H182V94H183V98H184V100H187V97H186V93H188V91L189 90H191ZM28 90H29V88H28ZM36 90H37V88H36ZM35 90V91H36ZM41 90V89H40ZM43 90V89H42ZM41 90V91H42ZM46 90V89H45ZM51 90V89H50ZM58 90V89H57ZM56 90V91H57ZM63 90V89H62ZM71 90V89H70ZM74 90V89H73ZM77 90H74V91H77ZM121 90V89H120ZM138 90V89H137ZM8 91V90H7ZM17 91V90H16ZM21 91V90H20ZM58 91H60V90H58ZM65 91V90H64ZM79 91H81V90H79ZM84 91H86V90H84ZM143 91H144V89H143ZM192 91V90H191ZM22 92V91H21ZM39 92V91H38ZM37 92V93H38ZM51 92H52V90H51ZM70 92V91H69ZM73 92V91H72ZM71 92V93H72ZM78 92V91H77ZM109 92V91H108ZM130 92H132V91H130ZM4 93V92H3ZM14 93V92H13ZM17 93H18V91H17ZM33 93V92H32ZM36 93V94H37ZM41 93V92H40ZM45 93V92H44ZM63 93V92H62ZM86 93V92H85ZM19 94V93H18ZM21 94V93H20ZM19 94V95H20ZM22 94H23V92H22ZM28 94V93H27ZM53 94V93H52ZM51 94V95H52ZM59 94V93H58ZM65 94V93H64ZM76 94V92H74V95ZM95 94V93H94ZM101 94H103V93H101ZM109 94V93H108ZM28 95H30V94H28ZM47 95H48V91H47ZM79 95V94H78ZM98 95V94H97ZM123 95V94H122ZM7 96V95H6ZM5 96V97H6ZM22 96H24V94L22 95ZM45 96H46V94H45ZM50 96V95H49ZM55 96V95H54ZM80 96H82V95H79V97L78 98H80ZM84 96H86V95H84ZM137 96V95H136ZM19 97V96H18ZM25 97V96H24ZM47 97V96H46ZM73 97V96H72ZM123 97V96H122ZM246 97H251V99L249 100V101H247L246 100ZM7 98V97H6ZM29 98V97H28ZM47 98H49V97H47ZM55 98V97H54ZM58 98V97H57ZM57 98H55V99H57ZM69 98V97H68ZM76 98V95H75V97H74V101H76L77 100V98ZM88 98V97H87ZM121 98V97H120ZM142 98V97H141ZM51 99V98H50ZM71 99V98H70ZM69 99V100H70ZM144 99V98H143ZM7 100V99H6ZM26 100V99H25ZM27 100H29V99H27ZM32 100V99H31ZM46 100V99H45ZM83 100V99H82ZM86 100V99H85ZM99 100V99H98ZM103 100V99H102ZM120 100V99H119ZM123 100V99H122ZM149 100V99H148ZM249 102V104H247V102ZM47 101V100H46ZM92 101V100H91ZM131 101V100H130ZM133 101V100H132ZM131 101V102H132ZM146 101V100H145ZM162 101H163V103H162ZM5 102V101H4ZM8 102H10V99H9V101ZM14 102V101H13ZM23 101H21L20 103H22ZM24 102H26V101H24ZM33 102V101H32ZM36 102V101H35ZM51 101H49V103H50ZM89 102V101H88ZM95 102V101H94ZM106 102V101H105ZM127 102V101H126ZM148 102V101H147ZM18 103V102H17ZM16 103V104H17ZM29 103H31V101L29 102ZM58 103V102H57ZM68 103V102H67ZM76 103H80L79 102V99H78V102H76ZM83 103H85V101L83 102ZM130 103V102H129ZM137 103V102H136ZM145 103V102H144ZM24 103H22V105H23ZM34 104V103H33ZM36 104H38L37 102L35 103V105ZM47 104H48V102H47ZM52 104H53V102H52ZM143 104V103H142ZM151 105L152 104H154L153 102L152 103H150ZM13 105V104H12ZM42 105V104H41ZM55 105V104H54ZM69 105H70V103H69ZM77 105V104H76ZM80 105V104H79ZM87 105H89V103H87ZM103 105V104H102ZM101 105V106H102ZM146 105H148V104H146ZM20 106V105H19ZM31 106H32V103H31ZM51 106V105H50ZM78 106V105H77ZM105 107H106V105H104ZM154 105H152V107H153ZM157 106H160V105H157ZM13 107V106H12ZM24 107V106H23ZM34 107V106H33ZM39 107V106H38ZM57 107V106H56ZM59 107H60V105H59ZM74 107V106H73ZM73 107H72V110H73ZM83 107V106H82ZM129 107V106H128ZM149 107V106H148ZM152 107H149V108H152ZM160 107V108H161ZM0 108H1V106H0ZM8 108V107H7ZM27 108H29V107H27ZM31 108V107H30ZM44 108H46V106L44 107ZM51 108V107H50ZM54 108V107H53ZM58 108V107H57ZM66 108V107H65ZM84 108V107H83ZM142 108H144V107H142ZM160 108H159V111H160ZM13 109V108H12ZM79 109V108H78ZM80 109H81V111H82V108L80 107ZM99 109V108H98ZM123 109V108H122ZM128 109V108H127ZM146 109V108H145ZM153 109V108H152ZM23 110V109H22ZM30 110V109H29ZM33 110H34V108H33ZM47 110H48V108H47ZM75 110V109H74ZM91 110V109H90ZM100 110H102L103 111V109H100ZM115 110V109H114ZM129 110V109H128ZM127 110V111H128ZM5 111H7V110H5ZM63 111H64V109H63ZM80 111V112H81ZM87 111V110H86ZM108 111V110H107ZM133 111H134V109H133ZM138 111V110H137ZM169 111H167V112H169ZM13 112V111H12ZM26 112V111H25ZM30 112V111H29ZM43 112V111H42ZM46 112H48V111H46ZM45 112V113H46ZM57 112V111H56ZM71 112H73V111H71ZM76 112H79V111H76ZM79 112V113H80ZM97 112V111H96ZM104 112V111H103ZM122 112H124V111H122ZM3 113H4V111H3ZM14 113V112H13ZM16 113V112H15ZM18 113V112H17ZM24 113V112H23ZM44 113V114H45ZM60 113V112H59ZM62 113H64V112H62ZM61 113V114H62ZM69 113V112H68ZM92 113V112H91ZM90 113V114H91ZM101 114H103L102 112H100ZM151 113V112H150ZM180 113H182V114H180ZM8 114H9V112H8ZM29 114V113H28ZM32 114H34V112H32ZM40 114V113H39ZM39 114H37V115H39ZM50 114V113H49ZM84 114H85V112H84ZM86 114H88V112L86 113ZM100 114V115H101ZM107 114V113H106ZM145 114V113H144ZM15 115V114H14ZM48 115V114H47ZM46 115V116H47ZM73 115V114H72ZM89 115V114H88ZM93 115V114H92ZM99 115V116H100ZM109 115V114H108ZM111 115V114H110ZM137 115V114H136ZM178 115V116H177ZM0 116H1V114H0ZM21 117L23 116V115H20ZM32 116V115H31ZM41 117H42V115H40ZM57 116V115H56ZM66 116V115H65ZM68 116V115H67ZM69 116H71V114L69 115ZM75 116V115H74ZM94 116V115H93ZM103 116H104V114H103ZM102 116V117H103ZM156 116V115H155ZM7 117V116H6ZM26 117H28V116H26ZM26 117H24L25 119H26ZM38 117V116H37ZM83 117V116H82ZM86 117H87V115H86ZM105 117V116H104ZM116 117V116H115ZM120 117V116H119ZM31 117H30V115H29V119H30ZM49 118H50V116H49ZM66 118V117H65ZM74 118V117H73ZM147 118V117H146ZM154 118V117H153ZM171 118V117H170ZM172 119V120H175V119ZM6 119H8V118H6ZM20 119V118H19ZM24 119V120H25ZM79 119V118H78ZM81 119V118H80ZM85 119V118H84ZM88 119V118H87ZM86 119V120H87ZM97 119H99V118H97ZM131 119V118H130ZM22 120V119H21ZM44 119H42V120H40L41 122L43 121ZM73 120V119H72ZM107 120H109V119H107ZM152 120V119H151ZM155 120V119H154ZM171 120V119H170ZM235 120V123H234V125L232 124V128L231 129H228V125H231L230 123H233L232 121H234ZM23 121V120H22ZM31 121V120H30ZM36 121V120H35ZM38 121V120H37ZM83 121V120H82ZM90 121V120H89ZM93 121H94V119H93ZM150 121V120H149ZM3 122V121H2ZM6 122V121H5ZM39 122V121H38ZM43 122H45V120L43 121ZM48 122V120H46V123ZM95 122V121H94ZM93 122V123H94ZM97 122V121H96ZM110 122V121H109ZM113 122V121H112ZM120 122V121H119ZM131 122V121H130ZM189 121H187V123H188ZM16 123V122H15ZM26 123V122H25ZM28 123V125L30 126V124H29V122H27ZM84 123V122H83ZM92 123V122H91ZM92 123V124H93ZM99 123V122H98ZM101 123V122H100ZM147 123V122H146ZM2 124V123H1ZM53 124V123H52ZM82 124V123H81ZM80 124V125H81ZM97 124V123H96ZM153 124V123H152ZM244 124H246V125H244ZM15 125V124H14ZM20 125H21V122H20ZM34 125H36V124H34ZM38 125V124H37ZM48 125V124H47ZM50 125V124H49ZM73 125H75V124H73ZM83 125V124H82ZM127 125H129V124H127ZM173 125V124H172ZM188 125V124H187ZM252 125V126H251ZM2 126V125H1ZM24 126V125H23ZM22 126V127H23ZM31 126H33V125H31ZM42 126V125H41ZM46 126V125H45ZM144 126V125H143ZM174 126V125H173ZM15 127V126H14ZM26 127H27V124H26ZM48 127V126H47ZM73 127V126H72ZM78 127V126H77ZM99 127V126H98ZM201 127H199V129L201 128ZM19 128V127H18ZM33 128H34V126H33ZM67 128V127H66ZM80 128V127H79ZM87 128H89V127H87ZM105 128H107V127H105ZM125 128V127H124ZM22 129V128H21ZM31 129V128H30ZM45 129V128H44ZM49 129H50V127H49ZM48 128H47V130H49ZM70 129V128H69ZM86 129V128H85ZM108 129V128H107ZM122 129V128H121ZM46 130V131H47ZM53 130H54V128H53ZM65 130H68V128L67 129H65ZM78 130V129H77ZM83 130V129H82ZM98 130V129H97ZM105 130V129H104ZM126 130H128V129H126ZM149 130V129H148ZM166 130V129H165ZM170 130V129H169ZM174 130H175V128H174ZM189 130V129H188ZM187 130V131H188ZM203 130V129H202ZM245 130H248V131H251L252 132V134H254L253 135V137H250L251 138V143L249 142V144H250V146H249V148L247 149V148H245L244 147V149H247L248 151H246L245 150V153H243V154H239L238 155V157L237 158H232V156H224V154H223V152H224V149H225V145H226V143H227V141H229V139H231V141H232V138H233V140L234 139H237V140H239L240 138H242L243 137V135H244V132H245ZM7 131H9V130H7ZM20 131V130H19ZM25 131H27V129L25 130ZM34 131V130H33ZM37 131V130H36ZM55 131V130H54ZM72 131V130H71ZM81 131V130H80ZM89 131V130H88ZM108 131V130H107ZM186 131V132H187ZM56 132V131H55ZM73 132V131H72ZM72 132H71V134H72ZM75 132V131H74ZM73 132V133H74ZM109 132V131H108ZM127 132V131H126ZM125 132V133H126ZM141 132V131H140ZM153 132V131H152ZM166 132H168V131H166ZM200 131H198L197 133H199ZM18 133V132H17ZM22 133V132H21ZM26 133V132H25ZM36 133V132H35ZM35 133H33L32 132V136L33 135H35ZM42 133V132H41ZM46 133V132H45ZM52 133V132H51ZM64 133V132H63ZM65 133H67L66 131H65ZM69 133H70V131H69ZM94 133H95V131H94ZM104 133H106V132H104ZM124 133V132H123ZM154 133H156V132H154ZM172 133V132H171ZM190 133V132H189ZM246 133V132H245ZM4 134V133H3ZM9 134H11V133H9ZM39 134V133H38ZM48 134V133H47ZM53 134V133H52ZM52 134H50V135H52ZM78 134V133H77ZM89 134V133H88ZM100 134H102V133H100ZM196 134V133H195ZM5 135V134H4ZM16 135V134H15ZM18 135V134H17ZM22 135V134H21ZM26 135V134H25ZM29 135V134H28ZM44 135V134H43ZM54 135H55V133H54ZM59 135V134H58ZM74 135V134H73ZM79 135V134H78ZM91 135V134H90ZM105 135V134H104ZM103 135V136H104ZM117 135H119V133L117 134ZM141 135H143V134H141ZM153 135V134H152ZM157 135V134H156ZM166 135V134H165ZM191 135V134H190ZM194 135V134H193ZM1 136V135H0ZM11 136V135H10ZM20 136V135H19ZM24 136V135H23ZM22 136V137H23ZM27 136V135H26ZM38 136V135H37ZM44 136H46V135H44ZM76 136V135H75ZM75 136H74V138H75ZM95 136V135H94ZM106 136V135H105ZM112 136V135H111ZM131 136V135H130ZM172 136V135H171ZM199 136V135H198ZM53 137V136H52ZM57 137V136H56ZM69 137V136H68ZM78 138H79V136H77ZM76 137V138H77ZM81 137V136H80ZM83 137H84V135H83ZM88 137V136H87ZM101 137H102V135H101ZM117 137V136H116ZM153 137H154V135H153ZM163 137V136H162ZM195 137V136H194ZM193 137V138H194ZM205 137V139H207L208 140V138H206V136H204ZM203 137V138H204ZM210 137V138H211ZM246 136L244 135V137L242 138V139H244ZM21 138V137H20ZM33 138V137H32ZM31 138V139H32ZM37 138V137H36ZM44 138V137H43ZM71 138V137H70ZM69 138V139H70ZM75 138V139H76ZM190 138H192V137H190ZM196 138V137H195ZM202 138V139H203ZM2 139H4V138H2ZM1 139V137H0V140H2ZM22 139V138H21ZM27 139V138H26ZM40 139V138H39ZM59 139V138H58ZM80 139V138H79ZM79 139H77V140H79ZM81 139H83V138H81ZM101 139V138H100ZM110 139V138H109ZM112 139V138H111ZM114 139V138H113ZM118 139V138H117ZM133 139V138H132ZM152 139V138H151ZM157 139V138H156ZM160 139V138H159ZM158 139V140H159ZM205 139H203V140H205ZM249 139V138H248ZM30 140V138H28V141ZM36 140V139H35ZM37 140H38V138H37ZM83 140H86V139H83ZM93 140V139H92ZM146 140V139H145ZM173 140V139H172ZM189 140V139H188ZM5 141V140H4ZM19 141V140H18ZM25 141V140H24ZM34 141V140H33ZM42 141V140H41ZM53 141V140H52ZM67 141V140H66ZM102 141V140H101ZM125 141H127V140H125ZM132 141V140H131ZM154 141V140H153ZM152 141V142H153ZM210 141V140H209ZM3 142V141H2ZM10 142V141H9ZM37 142V141H36ZM74 142H75V140H74ZM74 142H72V143H74ZM103 142V141H102ZM113 142H115L116 143V141H113ZM112 142V143H113ZM130 142V141H129ZM128 142V143H129ZM148 142V141H147ZM160 142V141H159ZM163 142V141H162ZM203 142V141H202ZM215 142H216V144H215ZM230 142V141H229ZM7 143V142H6ZM25 143V142H24ZM31 143V142H30ZM30 143H29V145H30ZM41 143V142H40ZM54 143V142H53ZM75 143H77V142H75ZM75 143H74V146H75ZM81 143H82V141H81ZM91 143V142H90ZM98 143V142H97ZM96 143V144H97ZM111 143V145H113ZM125 143V142H124ZM132 143V142H131ZM130 143V144H131ZM157 143V142H156ZM161 143V142H160ZM171 143V142H170ZM181 143V142H180ZM179 143V144H180ZM199 143V142H198ZM16 145H17V142L15 143ZM19 144V143H18ZM27 144V143H26ZM44 144V143H43ZM47 144H50V143H47ZM54 144H56V142L54 143ZM94 144V143H93ZM100 144V143H99ZM119 144V143H118ZM130 144L128 145V146H130ZM204 144V143H203ZM6 145V144H5ZM28 145V144H27ZM34 145V144H33ZM51 145H53V144H51ZM73 145V144H72ZM71 145V146H72ZM110 145V144H109ZM108 145V146H109ZM124 145V144H123ZM126 145H127V142H126ZM169 145V144H168ZM176 145V144H175ZM196 145H198V146H196ZM0 146H2V144L0 145ZM37 146H38V144H37ZM36 146V147H37ZM40 146V145H39ZM48 146H50V145H48ZM78 146V145H77ZM76 146V147H77ZM99 146V145H98ZM107 146V145H106ZM107 146V147H108ZM115 145H113V147H114ZM132 146V145H131ZM173 146V145H172ZM245 146V145H244ZM247 146V145H246ZM6 147V146H5ZM18 147H19V145H18ZM24 147V146H23ZM22 147V148H23ZM30 147H32V146H30ZM41 147V146H40ZM66 147H68V146H66ZM66 147L64 148L65 150H67L66 149ZM79 147H81V146H79ZM103 147H104V145H103ZM112 147V146H111ZM120 147H121V144H120ZM133 147V146H132ZM2 148H4V147H2ZM2 148H0V160H3V161H5V160H7L8 158H6V156H5V152L4 151H2L3 149ZM14 147H12V149H13ZM25 148H28V147H25ZM45 148V147H44ZM43 148V149H44ZM46 148H47V146H46ZM70 148V147H69ZM19 149V148H18ZM17 149V150H18ZM29 149H32V148H29ZM34 149V148H33ZM38 149V148H37ZM58 149V148H57ZM79 149V148H78ZM87 149V148H86ZM90 149V148H89ZM88 149V150H89ZM113 149H115V148H113ZM125 149V148H124ZM8 150V149H7ZM20 150V149H19ZM22 150V149H21ZM51 150V149H50ZM70 150V149H69ZM77 150V149H76ZM85 150V149H84ZM91 150V149H90ZM93 150V152L95 151L94 149H92ZM91 150V151H92ZM117 150V149H116ZM118 150H120V149H118ZM127 150V149H126ZM226 150L227 149H225V152H226ZM238 150V145L237 144H235L234 145V147H233V149L229 152V154L230 155H232L234 152H236ZM15 150H13V152H14ZM75 151V150H74ZM111 151H112V149H111ZM138 151V150H137ZM12 152V153H13ZM21 152V151H20ZM29 152H31V151H29L28 150V153ZM35 152V151H34ZM84 152V151H83ZM118 152V151H117ZM124 152V151H123ZM133 152V151H132ZM228 152V151H227ZM95 153V152H94ZM141 153V154H142ZM22 154V153H21ZM37 154H38V151H37ZM83 154V153H82ZM84 154H87V153H84ZM100 154V153H99ZM111 154V153H110ZM129 154V153H128ZM131 154V153H130ZM133 154V153H132ZM7 155V154H6ZM58 155V154H57ZM56 155V156H57ZM91 155V154H90ZM105 155V154H104ZM121 155V154H120ZM142 155V156H143ZM226 155H227V153H226ZM14 156V155H13ZM22 156H23V154H22ZM30 156V155H29ZM33 156V155H32ZM36 156V155H35ZM78 156V155H77ZM82 156V155H81ZM87 156V155H86ZM96 156V155H95ZM98 156V155H97ZM116 156V155H115ZM134 156V155H133ZM136 156H138V155H135V157ZM15 157V156H14ZM19 157H21V155L19 156ZM39 157V156H38ZM37 157V158H38ZM79 157V156H78ZM94 157V156H93ZM92 157V158H93ZM100 157V156H99ZM119 157V156H118ZM123 157V156H122ZM33 158V157H32ZM41 158V157H40ZM95 158H97V157H95ZM94 158V159H95ZM112 158V157H111ZM131 158V157H130ZM129 158V159H130ZM139 158V157H138ZM151 158V159H152ZM17 159V158H16ZM28 159V158H27ZM45 159V158H44ZM59 159V158H58ZM88 159V158H87ZM86 159V160H87ZM118 159H120V158H118ZM123 159V158H122ZM135 159V158H134ZM143 159H144V157H143ZM223 159H224V161H223ZM15 160V159H14ZM18 160V159H17ZM21 160V159H20ZM35 160V159H34ZM38 160H40V159H38ZM48 160V159H47ZM91 160V159H90ZM102 160V159H101ZM112 160V159H111ZM110 160V161H111ZM128 160V159H127ZM162 160V159H161ZM164 160V159H163ZM27 161V160H26ZM31 161V160H30ZM58 161V160H57ZM76 161V160H75ZM92 161V160H91ZM104 161V160H103ZM109 161V162H110ZM118 161V160H117ZM136 161V160H135ZM145 161V163L146 164H144L143 162ZM9 162V161H8ZM29 162V161H28ZM84 162V161H83ZM95 162V161H94ZM119 162V161H118ZM127 161H125V163H126ZM20 163V162H19ZM27 163V162H26ZM120 163H122V162H120ZM124 163V164H125ZM3 164V163H2ZM17 164V163H16ZM24 164H25V161H24ZM83 164V163H82ZM94 164H96V163H94ZM100 164V163H99ZM9 165V164H8ZM23 165V164H22ZM45 165V164H44ZM81 165V164H80ZM84 165H85V163H84ZM84 165H83V167H84ZM87 165V164H86ZM86 165H85V167H86ZM92 165V164H91ZM120 165H123V163L122 164H120ZM128 165V164H127ZM132 165V164H131ZM4 166V165H3ZM24 166V165H23ZM26 166H27V164H26ZM46 166V165H45ZM125 165H123V168H125L124 167ZM30 166H28L27 168H29ZM70 167V166H69ZM81 168H82V166H80ZM87 167H89V165L87 166ZM86 167V168H87ZM111 167V166H110ZM127 167V166H126ZM131 167V166H130ZM137 167V166H136ZM139 167V168H140ZM25 168V167H24ZM27 168H26V170H27ZM73 168V167H72ZM79 168V167H78ZM99 168V167H98ZM109 168V167H108ZM263 168V167H262ZM88 169V168H87ZM90 169V168H89ZM102 169V168H101ZM104 169V168H103ZM102 169V170H103ZM111 169V168H110ZM117 169V168H116ZM127 169V168H126ZM143 169V168H142ZM158 169V170H159ZM3 170V169H2ZM32 170V169H31ZM77 170V169H76ZM91 170V169H90ZM93 170V169H92ZM91 170V171H92ZM100 170V169H99ZM124 170V169H123ZM4 171V170H3ZM24 171V170H23ZM74 171V170H73ZM82 172H83V170H81ZM94 171V170H93ZM106 171V170H105ZM264 171V170H263ZM9 172V171H8ZM8 172H6V173H8ZM11 173H12V171H11ZM10 173V174H11ZM42 173V172H41ZM90 173V172H89ZM117 173V172H116ZM263 173V172H262ZM10 174H8L9 176H10ZM13 174V173H12ZM17 174V173H16ZM86 174V173H85ZM93 174V173H92ZM118 174V173H117ZM119 174H121V173H119ZM118 174V175H119ZM127 174H128V172H127ZM133 174V173H132ZM156 174V173H155ZM261 174V173H260ZM7 175V174H6ZM15 175V174H14ZM117 175V176H118ZM140 175V174H139ZM170 175V176H171ZM172 175V176H173ZM214 175H218V178L217 179H215L214 178ZM1 176H2V173H1ZM0 176V177H1ZM38 176H39V174H38ZM41 176V175H40ZM46 176V175H45ZM83 176H85L84 174H83ZM82 176V177H83ZM86 176H87V174H86ZM98 176V175H97ZM96 176V177H97ZM126 176V175H125ZM168 176V175H167ZM260 176H262V175H260ZM4 177V176H3ZM31 177V176H30ZM90 177V176H89ZM215 177H217V176H215ZM33 178V177H32ZM46 178V177H45ZM113 178V177H112ZM126 178V177H125ZM143 178V177H142ZM258 178H260V179H262V180H260L259 179V181H258ZM4 179V178H3ZM2 179V180H3ZM25 179H27V177H26V175H25ZM89 180H90V178H88ZM96 179V178H95ZM111 179V178H110ZM166 179V178H165ZM1 180V181H2ZM14 180V179H13ZM28 180H30V179H27V181ZM33 180V179H32ZM46 180H48V179H46ZM92 180H93V177H92ZM123 180H124V178H123ZM170 180V179H169ZM175 180V179H174ZM3 181H5V180H3ZM35 181V180H34ZM83 181V180H82ZM85 181H88V180H85ZM97 181V180H96ZM121 181V180H120ZM130 181H131V179H130ZM159 181V180H158ZM33 182V181H32ZM112 182V181H111ZM11 183V182H10ZM28 183V182H27ZM44 183H45V181H44ZM86 183V182H85ZM96 183V182H95ZM103 183V182H102ZM101 183V184H102ZM105 183V182H104ZM110 183V182H109ZM122 183V182H121ZM159 183V182H158ZM7 184L8 183H6V186H7ZM33 184V183H32ZM35 184V183H34ZM38 184V183H37ZM40 184V183H39ZM163 184V183H162ZM30 185V184H29ZM71 185H72V183H71ZM138 185V184H137ZM142 185V184H141ZM182 185V184H181ZM1 186V185H0ZM146 186V185H145ZM164 186V185H163ZM15 187V186H14ZM113 187V186H112ZM138 187V186H137ZM161 187V186H160ZM169 187V186H168ZM116 188H117V186H116ZM125 188V187H124ZM186 188V187H185ZM5 189V188H4ZM91 189V188H90ZM118 189V188H117ZM137 189V188H136ZM143 189H144V187H143ZM163 189V188H162ZM12 190V189H11ZM92 190H94V189H92ZM116 190V189H115ZM126 190V189H125ZM155 190V189H154ZM34 191V190H33ZM59 191V190H58ZM137 191V190H136ZM164 191V190H163ZM91 192V191H90ZM101 192V191H100ZM115 192V191H114ZM135 192V191H134ZM140 192H141V189H140ZM152 192H154V191H152ZM152 192H150L151 194H152ZM162 192V191H161ZM161 192H160V195H161ZM167 192V191H166ZM185 192V191H184ZM10 193V192H9ZM12 193V192H11ZM37 193V192H36ZM73 193V192H72ZM95 193V192H94ZM110 193V192H109ZM126 193V192H125ZM142 193H143V191H142ZM82 194V193H81ZM96 194V193H95ZM137 194V193H136ZM135 194V195H136ZM154 194V193H153ZM167 194H169L170 195V193L168 192ZM166 194V195H167ZM7 195V194H6ZM16 195H17V193H16ZM19 195H21V194H19ZM60 195V194H59ZM66 194H64V196H65ZM84 195V194H83ZM90 195V194H89ZM110 195H112V194H110ZM127 195V194H126ZM135 195H133V196H135ZM141 194H139L138 196H140ZM145 195V194H144ZM156 195H158V193L156 194ZM23 196V195H22ZM22 196H19L20 197V199H22L21 197ZM42 196V195H41ZM64 196H62V197H64ZM79 196H82V195H79ZM91 196V195H90ZM113 196V195H112ZM119 196H120V194H119ZM137 196V195H136ZM147 196V195H146ZM154 196V195H153ZM159 196V195H158ZM12 197H15V195L14 196H12ZM17 197V196H16ZM16 197H15V200H16ZM25 197V196H24ZM68 197H70V195H68ZM110 198H111V196H109ZM128 197H130V196H128ZM141 197L143 198V196L141 195ZM141 197H139V199L141 200L142 198ZM66 198H67V196H66ZM76 198V197H75ZM82 198H84V196L82 197ZM81 198V199H82ZM99 198V197H98ZM122 198V197H121ZM132 198V197H131ZM135 198V197H134ZM138 198V197H137ZM155 198V197H154ZM159 198V197H158ZM160 198L162 199H160L159 201H162L163 203H165L166 204V198H164L163 196H160ZM11 199V198H10ZM19 199V200H20ZM92 199V198H91ZM90 199V200H91ZM106 199V198H105ZM104 199V200H105ZM119 199V198H118ZM133 199V198H132ZM136 199V198H135ZM138 199V200H139ZM12 200V199H11ZM23 200H27V199H23ZM39 200V199H38ZM64 200V199H63ZM77 200V199H76ZM114 200H115V198H114ZM122 200V199H121ZM129 200V199H128ZM149 200V199H148ZM155 200V199H154ZM156 200H157V198H156ZM89 201V200H88ZM106 201V200H105ZM126 201V200H125ZM136 201V200H135ZM134 201V202H135ZM142 201H143V199H142ZM145 201V200H144ZM150 201V200H149ZM40 202V201H39ZM78 203L80 202V200H78L77 201ZM128 202V201H127ZM145 202H147V198H146V201ZM151 202V201H150ZM8 203V202H7ZM15 203V202H14ZM82 203V202H81ZM88 203H90V201L88 202ZM96 203H97V201H96ZM129 203V202H128ZM138 203H140V201L138 202ZM22 204V203H21ZM40 204V203H39ZM42 204V203H41ZM66 203H64V205H65ZM70 204V203H69ZM68 204V205H69ZM87 204V203H86ZM103 204H105L104 202H103ZM107 204V203H106ZM122 204H123V200H122ZM130 204V203H129ZM142 204V203H141ZM147 204V203H146ZM156 204V203H155ZM159 203H157L156 205H158ZM263 204V205H262ZM2 205H4L3 203H2ZM12 205V204H11ZM10 205V207H12ZM17 205H19V203H17ZM111 205V204H110ZM162 205V204H161ZM23 206H25V205H23ZM69 206H71V204L69 205ZM80 205H78V207H79ZM100 206V205H99ZM103 206L104 205H102V211H103ZM106 206V205H105ZM108 206V205H107ZM132 206V205H131ZM147 206H149V205H147ZM154 206V205H153ZM153 206H151V204H150V207H152L153 208V210H154V207ZM6 207V206H5ZM16 207H18V206H16ZM21 208H22V206H20ZM19 207V208H20ZM45 207V206H44ZM63 207H65V206H63ZM67 207V206H66ZM80 207H83V206H80ZM88 207V206H87ZM92 207V206H91ZM98 207V206H97ZM141 207V206H140ZM149 207V208H150ZM156 208L158 207V206H155ZM263 207V209H261ZM19 208H17V209H19ZM26 208V207H25ZM38 208V207H37ZM71 208V207H70ZM72 208H73V206H72ZM72 208H71V211H72ZM86 208V207H85ZM84 208V209H85ZM122 208V207H121ZM132 208V207H131ZM167 208V207H166ZM7 209V208H6ZM11 209H13V208H11ZM24 209V208H23ZM47 209V208H46ZM45 209V210H46ZM65 209H67V208H65ZM75 209V208H74ZM83 209V208H82ZM83 209V210H84ZM88 209V208H87ZM99 209H100V207H99ZM135 209V208H134ZM144 209V208H143ZM147 209H148V207H147ZM158 211H159V214H162V213H160V212H163V213H165V211H167V209H164L163 207H161V206H159L158 208ZM8 210H9V207H8ZM77 210V209H76ZM79 210H81V209H79ZM109 210V209H108ZM107 210V211H108ZM152 210V211H153ZM5 211H7V210H5ZM18 211V210H17ZM16 211V212H17ZM31 211V210H30ZM69 211V210H68ZM67 211V212H68ZM70 211V212H71ZM93 211H95V210H93ZM106 211V210H105ZM105 211H103V212H105ZM124 211V210H123ZM126 211V210H125ZM131 211H133V210H131ZM151 211V212H152ZM156 211V210H155ZM158 211L157 212H155V213H158ZM11 212V211H10ZM15 212V213H16ZM76 212V211H75ZM73 213V214H75L76 216H77V214L76 213ZM78 212V211H77ZM88 212H90V210L88 211ZM143 212V211H142ZM146 212V211H145ZM145 212H143L144 214H145ZM168 212V211H167ZM18 213V212H17ZM22 213V212H21ZM30 213V212H29ZM40 213H41V211H40ZM43 213V212H42ZM61 213H63L62 211H61ZM65 213V212H64ZM69 213V212H68ZM81 213H82V210H81ZM86 213V212H85ZM113 213V212H112ZM128 213V212H127ZM133 213V212H132ZM142 213V214H143ZM154 213V214H155ZM10 214V213H9ZM20 214V212L18 213V215ZM24 214V213H23ZM32 214V213H31ZM37 215H39L38 213H36ZM44 215H45V212L43 213ZM42 214V216L44 217V215ZM70 214H72V213H70ZM90 214V213H89ZM91 214H92V211H91ZM102 214V213H101ZM107 214V213H106ZM142 214H140L139 213V215H142ZM167 214V213H166ZM16 215V214H15ZM74 215V216H75ZM81 215V214H80ZM84 215V214H83ZM100 215V214H99ZM104 215V214H103ZM114 215H115V213H114ZM119 215V214H118ZM124 215V214H123ZM130 215H132V214H130ZM129 215V216H130ZM146 215V214H145ZM148 215H151V214H148ZM9 216V215H8ZM7 216V217H8ZM11 216V215H10ZM17 216V215H16ZM68 216V218L70 219V215L68 214L67 215ZM66 215H65V217H67ZM72 216V215H71ZM89 216V215H88ZM91 216V215H90ZM94 216V215H93ZM111 216V215H110ZM159 216V215H158ZM4 217V216H3ZM3 217H1V218H3ZM6 217V218H7ZM13 217V216H12ZM17 217H19V216H17ZM64 217V216H63ZM81 217V216H80ZM84 217V216H83ZM83 217H81V218H83ZM132 217H134V215L132 216ZM141 217V216H140ZM140 217H139V219H140ZM155 216H153L152 218H154ZM0 218V219H1ZM37 218H38V216H37ZM42 218V217H41ZM40 218V219H41ZM60 218V217H59ZM77 218V217H76ZM86 218V217H85ZM101 218V217H100ZM116 218V217H115ZM147 218V217H146ZM149 218V217H148ZM152 218H151V220H152ZM247 218H251V219H254V221L256 222L255 223V225L253 224L252 225V227L250 228V227H247V228H245V227H243V228H241V229H238V228H235L234 226L236 225V227H238L237 226V224H241V226L243 225V223H244V221L245 222H247L246 221V219ZM14 219V218H13ZM13 219H11V221L13 220ZM17 219V218H16ZM19 219V218H18ZM78 219H80V218H78ZM86 219H89V218H86ZM91 219V218H90ZM95 219V218H94ZM104 219V218H103ZM132 219V218H131ZM138 219V218H137ZM137 219L135 218L134 219V221L136 220L137 221ZM145 219V218H144ZM2 220V219H1ZM19 220H21V219H19ZM18 220V221H19ZM81 220V219H80ZM84 220V219H83ZM92 220V219H91ZM115 220V219H114ZM142 220H143V218H142ZM141 220V221H142ZM149 220V219H148ZM146 221V222H148V223H150L151 221L149 220V221ZM7 221V220H6ZM24 221V220H23ZM62 221V220H61ZM64 221H65V219H64ZM67 221V220H66ZM98 221V220H97ZM100 221H102L101 219H100ZM129 221V220H128ZM128 221H126V222H128ZM140 221V222H141ZM144 221V220H143ZM13 222V221H12ZM57 222H59V221H57ZM70 222V225H72V223L74 222H72L71 223V221H69ZM81 222H84V221H81ZM88 222V221H87ZM116 222V221H115ZM145 222V221H144ZM20 223V222H19ZM24 223V222H23ZM61 223V222H60ZM75 223H77V221L75 222ZM90 223V222H89ZM101 222H99V224H100ZM120 223V222H119ZM147 223V224H148ZM9 223H7L6 225L9 227V225H8ZM21 224V223H20ZM66 224V223H65ZM74 224V223H73ZM85 225H86V222L84 223ZM94 224H95V222H94ZM98 224V225H99ZM107 224V223H106ZM128 224H130V223H128ZM137 224V223H136ZM141 224H142V222H141ZM140 224V225H141ZM250 224V223H249ZM16 225H18V223H16ZM24 225V224H23ZM131 225H133V224H131ZM231 225L234 227V229H230V227H231ZM19 226V225H18ZM61 226V225H60ZM62 226H64V224H62ZM61 226V227H62ZM75 226H79V225H75L74 224V227ZM93 226V225H92ZM110 226V225H109ZM113 226V225H112ZM111 226V227H112ZM133 226H135V225H133ZM133 226H132V228H133ZM5 227V226H4ZM57 227H58V225H57ZM61 227H60V229H61ZM72 227V226H71ZM73 227V228H74ZM84 227V226H83ZM82 227V228H83ZM85 227H87L86 228V230L87 229H89L90 228V226H89V228H88V226H85ZM84 227V228H85ZM100 227H102V226H100L99 225V228ZM115 227V226H114ZM232 227V228H233ZM14 228V227H13ZM24 228V227H23ZM63 228V227H62ZM72 228V229H73ZM81 228V229H82ZM131 227H130V230L132 229ZM136 228V227H135ZM245 228V229H244ZM249 228V229H248ZM18 229V228H17ZM16 229V230H17ZM25 229V228H24ZM68 229V228H67ZM66 229V230H67ZM74 229H76V228H74ZM91 229V228H90ZM98 229V228H97ZM96 229V230H97ZM1 230V229H0ZM10 230V229H9ZM65 230V231H66ZM83 230L84 229H82V231H80V233H82L83 232ZM99 230V229H98ZM102 230V229H101ZM109 230H112V229H109ZM123 230V229H122ZM129 229H128V231H130ZM23 231V230H22ZM58 231H59V228H58ZM57 231V232H58ZM65 231H63V232H65ZM77 231V230H76ZM93 231V230H92ZM103 231V230H102ZM113 231H115V230H113ZM120 231V230H119ZM134 231H136V230H134L133 229V233H132V231L131 232H129V234L130 233H132V234H135V232ZM1 232V231H0ZM3 232V231H2ZM5 232H7V231H5ZM16 232V231H15ZM25 232V231H24ZM60 232V231H59ZM58 232V233H59ZM72 232H73V230H72ZM78 232V231H77ZM94 232V231H93ZM106 232V231H105ZM126 232V231H125ZM8 233V232H7ZM84 234H85V232H83ZM82 233V234H83ZM89 232H87V234H88ZM99 233V232H98ZM9 234V233H8ZM12 234V233H11ZM20 234H21V231H20ZM61 234V233H60ZM64 234V233H63ZM81 234V235H82ZM117 234V233H116ZM118 234H120V233H118ZM122 234V233H121ZM168 234V233H167ZM14 235V234H13ZM16 235V234H15ZM73 235H76V232L73 234ZM78 235V234H77ZM89 235V234H88ZM92 235V234H91ZM186 235H188L187 237H186ZM246 235H252L251 237H253L252 238V240H251V244H250V242H249V244H248V248L246 247L245 249H240V248H242V247H240L238 250H237V244L239 243V241H238V243H234L237 239H241L242 237H244V236H246ZM17 236V235H16ZM61 236H62V234H61ZM64 236V235H63ZM97 236H99V235H97ZM102 236H103V234H102ZM106 236V235H105ZM121 236V235H120ZM125 236V235H124ZM134 236H136V235H134ZM250 236H248V237H250ZM65 237V236H64ZM63 237V238H64ZM70 237V236H69ZM81 237V236H80ZM84 237H85V235H84ZM118 237V236H117ZM129 237H130V235H129ZM137 237V236H136ZM4 238H7V237H5L4 236ZM18 237H16V240H18L17 239ZM60 238H62V237H60ZM76 238V237H75ZM75 238L73 239V240H75ZM86 238V237H85ZM95 238H96V236H95ZM98 238V237H97ZM111 238H113V236L111 237ZM119 238V237H118ZM124 238V237H123ZM132 238V241H133V237H131ZM246 238V237H245ZM26 239V238H25ZM38 239V238H37ZM40 239V238H39ZM39 239H38V241H39ZM67 239H68V237H67ZM77 239H78V237H77ZM94 239V238H93ZM104 239V238H103ZM139 239V238H138ZM250 239V238H249ZM1 240V239H0ZM7 240V239H6ZM57 240L59 241V239L57 238ZM63 240V239H62ZM64 240H65V238H64ZM63 240V241H64ZM85 240V239H84ZM122 240V239H121ZM127 240V239H126ZM141 240V239H140ZM140 240H138V241H140ZM242 241H243V238L241 239ZM8 241V240H7ZM78 241H80V239L78 240ZM95 241V240H94ZM93 241V243H95ZM98 241H99V239H98ZM100 241H102V240H100ZM99 241V242H100ZM124 241V240H123ZM131 240L128 238V243L130 242ZM131 241V242H132ZM137 241V240H136ZM143 241V240H142ZM249 241V240H248ZM18 242V241H17ZM41 242V241H40ZM62 242V241H61ZM67 242V241H66ZM65 242V243H66ZM69 242H71V241H69ZM83 242V241H82ZM87 242V241H86ZM89 242V241H88ZM116 242V241H115ZM117 242H118V240H117ZM133 242H135V240L133 241ZM132 242V243H133ZM0 243H2V241H0ZM10 243H12V242H10ZM24 243V242H23ZM34 243V242H33ZM74 243V242H73ZM81 243V242H80ZM100 243H102V242H100ZM99 243V244H100ZM104 243V242H103ZM148 243V244H147ZM241 243V242H240ZM13 244H14V242H13ZM20 244H21V242H20ZM59 244V243H58ZM58 244H57V247H58ZM67 244V243H66ZM65 244V245H66ZM83 244V243H82ZM90 244V243H89ZM88 244V245H89ZM98 244V243H97ZM110 244V243H109ZM123 244V243H122ZM126 244H127V242H126ZM142 244V243H141ZM144 244V245H145ZM236 244V245H235ZM3 243H2V247H3ZM16 245V244H15ZM15 245H13V246H15ZM41 245V244H40ZM39 245V246H40ZM63 245V244H62ZM68 245H70V244H67V246ZM77 245V248H78V244H76ZM80 246H81V244H79ZM88 245H82L81 247H83V249H84V247L85 246H88ZM101 245V244H100ZM135 245H137V244H135ZM139 245V244H138ZM233 245H235V246H237L236 247V250H235V247L233 246ZM9 246V249H10V245H8ZM12 246V247H13ZM34 246V245H33ZM36 246V245H35ZM48 246H50L49 244H48ZM64 246V245H63ZM72 246V245H71ZM92 246V245H91ZM102 247H103V244L101 245ZM101 246H99L98 248H100ZM107 246V245H106ZM125 246H127V245H125ZM129 246V245H128ZM6 247V246H5ZM11 247V248H12ZM18 247V246H17ZM20 247V246H19ZM31 247V246H30ZM30 247H29V249H30ZM38 247V246H37ZM47 247V246H46ZM55 247V246H54ZM66 247V246H65ZM65 247H63V248H65ZM69 247V246H68ZM93 247V246H92ZM91 247V248H92ZM95 247V246H94ZM111 247V246H110ZM123 247V246H122ZM137 247V246H136ZM73 248H75V246H73ZM77 248H75L76 250H77ZM80 248V247H79ZM86 248H88V247H86ZM85 248V249H86ZM144 248V249H143ZM1 249H4V248H1ZM0 249V250H1ZM13 249V248H12ZM32 249V248H31ZM30 249V250H31ZM34 249V248H33ZM41 249H43V246L41 247ZM51 249V248H50ZM90 249V248H89ZM118 249V248H117ZM130 249V250H129ZM5 250V249H4ZM25 250V249H24ZM27 250V249H26ZM36 250V249H35ZM34 250V251H35ZM45 249H43V251H44ZM52 250H53V247H52ZM51 250V251H52ZM62 250V249H61ZM74 250V249H73ZM76 250H74V252L76 251ZM79 250H82V249H79ZM88 250V249H87ZM119 250V249H118ZM123 250V249H122ZM3 251V250H2ZM20 251V250H19ZM39 251V250H38ZM42 251V250H41ZM86 251V250H85ZM92 251H97V250H92ZM134 251V252H133ZM9 252H11V249L8 251V253ZM20 252H22V251H20ZM31 252H33V251H31ZM63 253H64V250L62 251ZM70 252V251H69ZM78 252V251H77ZM88 252V251H87ZM99 252V251H98ZM100 252H102L101 250H100ZM103 252H105L106 253V251H103ZM122 252V251H121ZM7 253V252H6ZM18 253V252H17ZM30 253V252H29ZM41 253V252H40ZM43 253V252H42ZM45 253V252H44ZM59 253V252H58ZM58 253H57V255H58ZM62 253V254H63ZM66 254L68 253V252H65ZM73 253V252H72ZM83 253V252H82ZM81 253V254H82ZM93 253V252H92ZM96 253V252H95ZM109 253V252H108ZM151 253V254H152ZM11 254V253H10ZM22 254V253H21ZM46 254V253H45ZM55 254V253H54ZM60 254H61V252H60ZM77 254V253H76ZM78 254H79V252H78ZM84 254V253H83ZM94 254V253H93ZM92 254V255H93ZM98 254V253H97ZM112 254V253H111ZM120 254H122V253H120ZM3 255H6V254H4L3 253ZM31 255H33V256H35V254L34 253H32ZM38 255V254H37ZM36 255V256H37ZM48 255V254H47ZM69 255V254H68ZM72 255V254H71ZM71 255H70V257H71ZM84 255H86V254H84ZM152 255V256H153ZM16 256V255H15ZM19 256V255H18ZM28 256V255H27ZM39 256V255H38ZM46 256V255H45ZM49 256V255H48ZM69 257V256H67V255H64V257ZM100 256H102L101 255V253H100ZM113 256V255H112ZM0 257H3L2 255H0ZM5 257V256H4ZM8 257V256H7ZM75 257V256H74ZM81 257V256H80ZM89 257V256H88ZM103 258H105L106 257V259H109V258H107V256H105L104 257V255L102 256ZM101 257V258H102ZM32 258V257H31ZM45 258V257H44ZM48 258V257H47ZM50 258V257H49ZM72 258H73V256H72ZM82 258V257H81ZM90 258V257H89ZM141 258V257H140ZM157 258V257H156ZM164 258V259H163ZM0 259H2V258H0ZM4 259V258H3ZM2 259V260H3ZM8 259V258H7ZM15 259V258H14ZM34 259H35V257H34ZM46 259V258H45ZM57 260H58V258H56ZM69 258H66V260H68ZM74 259H76V258H74ZM84 259V258H83ZM91 259L93 260V262L95 261L92 257H91ZM100 259V258H99ZM143 259V258H142ZM142 259H141V261H142ZM147 259H149V258H147ZM155 259V258H154ZM5 260V259H4ZM16 260H18V259H16ZM44 260V259H43ZM47 260V259H46ZM63 260V259H62ZM88 260V259H87ZM97 260V259H96ZM100 260H102V259H100ZM113 259H110V262L112 261ZM119 260V259H118ZM158 260V261H159ZM233 260H235V262L233 261ZM6 261V260H5ZM50 261V260H49ZM52 261V260H51ZM54 261V260H53ZM75 261V260H74ZM79 261V260H78ZM81 261V260H80ZM141 261H139V263L141 262ZM146 261H151L150 263L152 264H155L154 262H152V258H150V260H146ZM2 262V261H1ZM35 262V261H34ZM44 262H46V261H44ZM56 262V261H55ZM73 262V261H72ZM83 262V261H82ZM91 262V261H90ZM90 262H89V264H90ZM96 263L98 262V261H95ZM100 262V261H99ZM102 262H105V263H107L106 261H102ZM109 262V261H108ZM121 262V261H120ZM137 262V261H136ZM144 262H145V259H144ZM157 262V261H156ZM160 262L158 263V264H160ZM248 262L247 263H245V264H248ZM16 263V262H15ZM28 263V262H27ZM48 263V262H47ZM58 263H60V261L58 262ZM61 263H63L62 261H61ZM70 263V262H69ZM88 263V262H87ZM104 263V264H105ZM134 262H132V264H133ZM138 263V262H137ZM143 263V262H142ZM141 263V264H142ZM147 263V262H146ZM156 263V264H157ZM5 264V263H4ZM44 264H46V263H44ZM64 264V263H63ZM74 264V263H73ZM80 264V263H79ZM83 264V263H82ZM84 264H85V260H84ZM98 264V263H97ZM102 264V263H101ZM112 264V263H111ZM135 264V263H134ZM147 264H149V263H147Z\"/></svg>", "mask_w": 264, "mask_h": 264}]
</instances>
